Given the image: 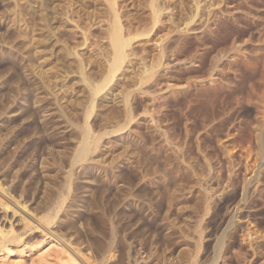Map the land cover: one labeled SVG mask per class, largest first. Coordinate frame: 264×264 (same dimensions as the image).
Returning a JSON list of instances; mask_svg holds the SVG:
<instances>
[{"label": "rangeland", "instance_id": "1", "mask_svg": "<svg viewBox=\"0 0 264 264\" xmlns=\"http://www.w3.org/2000/svg\"><path fill=\"white\" fill-rule=\"evenodd\" d=\"M112 1V3H111ZM166 0H0V38L1 40L5 37H7V35H12L14 38L15 36H17V34H19V38L18 39H21L23 40V46L28 49V51L30 52V57H32L31 59V64L28 68H29V71H28V80L30 82L29 85H32L33 83L36 82V84L34 86H39L36 90L32 91L31 93H33L31 95V93H29L28 95V100H30V102H32L33 98H34V93L35 92H38L39 91V88H40V85H37V84H41V88L44 90L42 91V89L40 88V91L41 92L40 94H42V96L45 95V93L48 91V94L46 93V95L40 100L42 102H39L38 103H41V105L44 107V109L42 108V111L41 113L43 114L44 112L46 114H48V111H50L49 115L51 116L52 114V118H50L49 116V120L46 121L49 122V124L47 123L46 125H55V126H52L51 130L46 128V125H45V133H41L39 138L41 136L40 139H41V142L38 139L35 138V131L38 129L37 125L39 123V119H37V115L34 114L32 116L33 119H34V125L33 123L31 125H27V121L25 120L24 122H22L24 119H22L23 115L21 116L20 114H18L17 116V113L18 110L16 108H18L19 106L17 104L20 105L19 101H20V92L17 88V86H14V82L15 84L17 85V83L19 82H16L18 81L17 80V73H21L19 72L20 70H18L19 68L15 67L14 66H11V64L9 63V61H7V59H2L0 58V75H3V73L5 72H2V71H6L5 68H7V72L4 74V76L8 79L6 81V78L4 79V85L1 84L0 86H2L0 88V91H3L5 89V93L3 91V94H1L2 92H0V96L2 98V95H3V102H2V99H0V104L1 103H4L6 102L7 104V108L10 110L11 109V114H10V117L12 118H8L5 119V118H2L1 120H7L5 123H6V126L7 127H10V128H7V131H9L10 135L14 138L13 141L14 142H21L23 143L22 146H21V143H20V147L24 148L26 146V149H25V152H28V150L31 148L32 151L30 150V152L28 153H31V154H27L29 156V158H27V161L29 160L30 162L28 163L26 161V171H29V166H30V163H31V166L33 164L34 167L36 169H39L38 168V163L39 161L43 158L46 161V164L49 165V168L47 166V169L48 171L53 173L52 175H55L54 179H55V182L57 185H59L58 183H60V185H62L63 180H65V177H63L65 174H66V170L68 169V164H67V159L68 157L70 156V153L72 152L73 148L74 147V143L75 141H77L79 139V132L78 130L75 128L76 127V124L78 122V119H79V122L78 124L81 125L82 122H85L86 120L89 122V123H92V121H94L96 119V115L97 113L102 109V106L101 107H98V102H102L103 103V99L101 98L103 94H106L110 91H112L113 89L116 91H119V89L121 88L118 87V86H115V85H112V81L110 84H108L105 88L106 89H102L101 94L99 93L97 96H96V100H95V104H94V107H93V110H91L92 108L90 107V102H88L90 99H89V83L88 81H84L82 78L84 77V73H85V70L89 69L92 71L93 75V78H89L88 80L92 81V82H97V80L99 79L100 80V76H99V72L101 71L100 68L103 67V62H105V59L107 58V54L108 53V50H109V32H110V26L111 24H113L112 22H114V19L115 17H117L119 19V25H120V30L122 31L123 34H126L125 36L128 37L127 38H130L129 36H131V39L132 40L131 42L135 43L137 42V46H141L140 44H142L143 42H145V48L147 49H143L144 52H142V49L141 51L139 52V55H142L139 56V58L141 57L140 61H142V65L144 68H146V70L144 71L143 69L140 68V65L138 68L137 65L135 66V69L132 71V69L127 72L126 75L130 76V75H133L136 77V80L131 83L130 85L132 86H129L127 87L126 91H129L130 89H135L136 90H141L140 92H138L137 90V98L135 100V98L133 100L130 101V110L132 112V114H134V119L133 120H137V119H146L147 122L146 124L147 125H153L155 126L154 128L156 129H152L154 130L151 131L150 133L147 131V129H145L144 127V130H143V126H140L136 129H138V131H146V134L143 133H138L137 130H135V127L134 125H129L125 130H121L123 131L122 134L121 131L119 133L116 134V132H114L112 135L110 134H105L107 136L106 137H103L105 136L103 134L102 136V140H101V144H100V151L99 154L97 155V157H100L98 158L100 162L103 163V165H106L108 167H113L114 170H118L116 171V173L119 174L122 176V175H125V176H122L123 178H120L121 176L120 175H117V176H114L112 175L111 171H109L108 173L106 172V176L110 181H112V183H114V187H110V190L107 189L106 192H102V194L104 195L105 198H103V200H105L104 202H102L104 205L107 206V209L106 207L103 205L102 208H100V205H98L99 207L98 208H94V210H92V213L88 212V214L84 215V216H89V222L90 224H88L87 226V232H86V228L85 229H81V231L78 235V240L80 242H83L82 244H84L85 242L90 244L92 242H94L96 240V238H106V236L108 235V232L110 231V226H113L115 227V231H116V235L117 237H119L118 239V242H117V245H116V250H115V255L116 257H113L111 260L108 261L109 264H125V262L127 260H129L130 262H134L135 259H137L136 257L138 256V254L140 253V244L145 241H147V238H148V241L150 240L153 244V251H157V259L156 257H153L151 258L152 260H150V264H163L161 260V258H163V256L165 255V257H167L168 261L171 262V264H178V262H183V263H179V264H188L190 261L192 260H196L198 261L199 264H236V262L239 261L240 264H243L244 263V260L246 261L244 264H249V260L247 255H248V252L245 251H242L244 250V248L240 251V249L236 248L235 247V250H234V247L232 246H228V248L226 247L223 251L225 252L224 253V257H227L229 260L227 261V258H222L221 256L218 257V255L215 253V244H214V241L215 239L220 235V232L222 231V228H223V224H225L227 222V224H229V226L231 228H235V230H237V233H239L242 229L244 230V232H249V233H258V235L261 236L264 235L263 232V229L262 227L264 226V207L262 206H259L260 208H258L257 210H253L251 208V204H250V196L249 194L247 193L246 195V198H249V199H246V201H244V199H240V190H241V184H236L234 185L233 182L231 181H227V178L226 180L223 178L222 180V184L220 183V186L222 185V187H224V189H221V190H218L217 189V186L216 184H212V183H209L205 178L204 179H198V177H201V174L200 172L202 171V165L197 162H195L197 160V157L199 155V152L198 151V148L197 147V142H196V134L201 132L200 130V127H202L201 124V119H204L203 117L204 116H208L206 115L207 114V110L205 109H209L211 106V114H216L217 111H219V107L221 108L222 106V102H224L226 104V106L224 105L223 103V106L225 107H222L219 114L221 113V115L219 116V114H216L215 116L216 117V120L217 119H221L223 120L224 122L225 121H228V118L229 121L234 120V122H236L237 124H239L240 122V126L242 127V125L244 126V129L241 130L242 134L241 135V132L240 134L234 132V131H231V134L232 132H234L232 136L229 135V139H231V137L233 138L232 139V143L230 141L229 144L226 145L225 149L226 151H230L228 152V154L230 155H237L236 152L238 153V158H241L243 161H241V159H239L241 162L243 163H246V167L245 170L246 172H248V170L251 172L253 169H256L258 168V164H259V160L258 158L255 156V154L250 151L249 148H247L248 144H244V143H247V142H241L243 143V145H241V143H239V140H237L239 137L238 135H241V137H246L247 138V133L248 131L250 130L251 126H252V123H254L252 121L251 123V120H254L253 118L255 116H261V114L264 113V110L263 109H260V108H264L263 106H261L259 103L256 102V99L253 98L255 96H252L254 94H263L264 93V89H262L264 87V85H261L260 83V80H259V76H258V66L259 64H256L257 65V68L256 70L254 71H248L246 70V73L244 70H243V73L241 74L239 72V76L242 77L240 78L238 75L236 77H238V81L242 80V82H238L237 79L231 81V79H234L236 77H234V75H232L231 73V67H233V63L235 64L238 60V57L239 55L243 54V52L246 54H253L254 52H259V53H262L264 54V0H221V2L219 0H213V2H211L212 0H173L174 4H172L170 7L167 6L168 2ZM183 1V2H182ZM201 1V2H200ZM205 1V2H204ZM210 1V2H208ZM225 1V3L223 2ZM11 2V3H10ZM17 2V3H16ZM49 2V3H48ZM154 2V3H153ZM194 2V3H193ZM244 2V3H242ZM254 2V3H253ZM263 2V3H262ZM9 3V4H8ZM26 3V4H25ZM37 3V4H36ZM115 3V4H113ZM160 7H165L167 6V8H165V13L162 14L160 16V22L158 23H154L151 22L153 21V16L150 18V14L152 13L151 9H153L152 7L155 6L156 4ZM180 3V4H179ZM181 3H182V6H181ZM193 3V4H192ZM206 3H208L207 5H209V3H212L210 4V6H207ZM5 4V5H4ZM17 6H15V5ZM113 4V6H112ZM152 4V5H151ZM176 4V5H175ZM188 4V5H187ZM215 4V5H214ZM221 4V5H220ZM237 4V5H236ZM29 5V6H28ZM38 5V6H37ZM110 5V6H109ZM187 5V6H186ZM36 6V7H35ZM44 6V7H43ZM112 6V7H111ZM178 6V7H177ZM180 6V7H179ZM191 6V7H190ZM11 7V8H10ZM189 7V8H188ZM200 7V9H199ZM205 7V8H203ZM210 7V8H209ZM246 7V8H245ZM13 8V9H12ZM112 8V9H111ZM178 8V9H177ZM180 8V9H179ZM196 8V9H195ZM203 8V9H202ZM216 8V9H215ZM219 8V9H218ZM238 8V9H237ZM39 9V10H38ZM171 9V10H170ZM184 9V10H183ZM191 9V10H190ZM257 9V10H256ZM151 10V11H150ZM173 10V11H172ZM178 10V11H177ZM200 10V11H199ZM226 10V11H225ZM17 11V12H15ZM37 11V12H36ZM115 11V12H114ZM119 11V12H118ZM209 11V12H208ZM244 11V12H243ZM11 12V13H10ZM27 12V13H26ZM31 12V13H30ZM151 12V13H150ZM168 14H167V13ZM171 12V14H170ZM174 12V13H173ZM179 14H177V13ZM191 12V13H190ZM195 12V13H194ZM206 12V13H205ZM215 12V13H214ZM263 12V13H262ZM14 13V14H13ZM20 13V14H19ZM22 13V14H21ZM117 13V14H116ZM150 13V14H148ZM184 13V14H182ZM225 13V14H224ZM230 14L232 17L231 18H228L227 22L229 23V25L227 24V22H225V24L228 26V28H226L227 26L223 23H221L222 25L219 27V29L217 30V32H215V34H211L209 36L206 35V36H198V32L201 30L202 26L204 25L203 22L205 23V20L207 21L208 18L212 15H214L215 17H219V18H226L227 14ZM10 14V15H9ZM16 14V15H15ZM25 14V16H24ZM40 14V15H39ZM112 14V15H111ZM114 14V15H113ZM173 14V15H172ZM178 16H177V15ZM181 14V16H180ZM186 14V15H185ZM193 14V15H192ZM196 14V15H195ZM252 14V15H251ZM3 15V16H2ZM13 15L14 18L12 17ZM166 15V16H165ZM203 15V16H202ZM209 15V16H208ZM234 15V17H233ZM11 16V18H10ZM18 16V17H17ZM20 16V17H19ZM114 16V17H113ZM171 18H169V17ZM178 18H177V17ZM180 16V18H179ZM183 16V17H182ZM185 16V17H184ZM189 18H188V17ZM223 16V17H222ZM25 17V18H24ZM176 17V18H174ZM236 17V18H235ZM17 18V19H16ZM19 18V19H18ZM167 18V19H166ZM206 18V19H205ZM257 18V19H256ZM13 19V20H12ZM16 19V20H15ZM32 19V20H31ZM182 19V20H181ZM184 19V20H183ZM187 19V20H186ZM191 19V20H190ZM237 19V21H236ZM15 20V21H14ZM21 20V21H20ZM25 20V21H24ZM109 20H112V21H109ZM117 21V19H115ZM181 20V21H180ZM199 20V21H198ZM235 20V22L233 21ZM240 20V22H239ZM17 21L18 23V26H17V23H15ZM23 21V22H22ZM137 21V22H136ZM169 21V22H168ZM178 21V22H177ZM185 21V22H184ZM242 21V22H241ZM30 24H29V23ZM149 22V23H148ZM176 22V23H175ZM182 22V23H181ZM233 22V24H232ZM237 22V24H235ZM11 23H15V25L11 26ZM26 23V24H25ZM135 23H137L135 25ZM164 23V24H163ZM174 23L175 25L177 26H174ZM186 23V24H185ZM107 24V25H106ZM132 24V25H131ZM142 24V26H151V30L150 32L148 31L147 33H145V35H138L137 32H135L134 30H136L138 27H141L140 25ZM151 24V25H150ZM159 24V25H158ZM162 24V25H161ZM193 24V25H192ZM202 24V25H201ZM31 25V26H30ZM154 27H153V26ZM234 25V26H233ZM10 26V28H8ZM41 26V27H40ZM126 26V27H125ZM157 26V27H156ZM167 26V28H165ZM174 27H177V28H173ZM187 28H186V27ZM212 27L214 26L213 24L211 25ZM224 26V28L222 27ZM226 26V27H225ZM112 27V26H111ZM131 27V28H130ZM197 27V28H196ZM110 28V29H109ZM135 28V29H133ZM153 28V30H152ZM186 28V29H185ZM191 28V30L189 29ZM221 28V29H220ZM233 28H235L233 30ZM257 28V29H256ZM18 29V30H17ZM127 29V30H125ZM162 29V30H161ZM178 29V30H177ZM179 29H181L179 31ZM184 33L186 34V43L185 45L181 48V51L179 54H175V49H176V46L175 44L173 45L172 42L169 40L170 37H173L174 34L175 36L178 34V33H182L183 31ZM195 29V30H194ZM223 29V30H222ZM108 30V31H107ZM161 30V31H160ZM239 30V31H238ZM133 31V32H130ZM139 31V30H138ZM170 31V32H169ZM179 31V32H178ZM182 31V32H181ZM8 32V34H7ZM17 32V33H16ZM20 32V33H19ZM24 32V33H23ZM226 32V33H225ZM12 33V34H11ZM108 33V34H107ZM172 33V34H171ZM258 33V34H257ZM24 34V35H23ZM130 34V35H129ZM148 34V35H147ZM197 34V35H196ZM232 34V35H231ZM107 37H105V36ZM158 35V36H157ZM173 35V36H171ZM234 35V36H233ZM5 36V37H4ZM10 36H8L10 38ZM22 36V37H20ZM132 36H136L137 38H133ZM143 36V37H142ZM221 36V37H219ZM230 36V37H229ZM240 36V37H239ZM7 37V38H8ZM201 37V38H200ZM220 39H219V38ZM227 37V38H226ZM232 37V38H231ZM7 39V40H10V39ZM198 38V39H197ZM214 38V39H213ZM218 38V39H217ZM226 40H225V39ZM148 39V40H147ZM153 39V40H152ZM158 39V40H157ZM230 39V40H229ZM108 40V41H107ZM192 40V41H191ZM197 40V42H196ZM237 40V41H236ZM135 41V42H134ZM140 41V42H139ZM164 42L165 44H169L170 46H168V49L165 48L167 47L166 45H162V42ZM200 41V42H199ZM224 41V42H223ZM226 41V42H225ZM230 41V42H229ZM239 41V42H238ZM243 41V42H242ZM9 42V41H8ZM153 42V43H152ZM217 42V43H216ZM236 44H234V43ZM106 43V44H104ZM229 43V44H228ZM231 43V44H230ZM99 44V45H98ZM161 45V47H160ZM172 45V47H171ZM192 45V46H191ZM197 45V46H196ZM214 47H213V46ZM217 45V46H216ZM231 45L234 47L231 49ZM237 45V46H236ZM4 46H7V45H4ZM164 46V47H163ZM236 46V47H235ZM94 47V49H93ZM174 47V48H173ZM195 47V48H194ZM205 47V48H204ZM213 47V48H212ZM216 47V48H215ZM246 47V48H245ZM250 47V48H249ZM260 47V48H259ZM107 48V49H106ZM161 50H160V49ZM173 48V49H172ZM220 48V49H219ZM229 48V49H227ZM238 48V49H236ZM101 49V50H100ZM107 52H106V50ZM163 49V50H162ZM171 49V50H170ZM262 49V50H261ZM15 50V51H14ZM17 50H21V48H18ZM16 50V47L12 49V52L14 51V53L16 54L17 58L19 57V60H22V63L24 62L22 59V56H18L20 55V53H22V51H17ZM151 50V51H150ZM159 50V51H158ZM194 50V51H193ZM220 50V51H219ZM223 50H225L223 52ZM234 50V51H233ZM247 50V51H246ZM250 50V51H249ZM102 51V52H101ZM104 51V52H103ZM161 51V52H160ZM187 51V52H185ZM190 53H189V52ZM197 51V52H196ZM227 51V52H226ZM17 52V53H16ZM169 52V53H168ZM171 52V53H170ZM217 52V53H216ZM226 52V53H225ZM235 52V54H234ZM242 52V53H240ZM148 56H147V54ZM155 53L156 54V57H155ZM202 53V54H201ZM215 53V54H214ZM221 53V55L219 54ZM240 53V54H239ZM34 54V55H33ZM153 54V55H152ZM163 54V55H162ZM214 54V55H213ZM223 54H227V55H223ZM238 55V56H235V55ZM255 54V53H254ZM89 55V58L87 59L86 57H88ZM105 55V56H104ZM188 55V56H187ZM193 55V56H192ZM217 55V56H216ZM168 56V57H167ZM187 57H193V61L195 63V65L193 66V62L190 64L191 66H189L190 69H188V71H185L184 68L182 67H178L179 65H169L171 66L168 67V70L166 72V70L164 72L162 71H159L157 72V68L158 67L157 65V61L154 62V60H150V59H153L154 57L155 58H161V59H168V60H174L176 57H177V60L178 59H185ZM209 56V57H208ZM234 56L236 57V60L233 59ZM106 57V58H105ZM147 57V58H146ZM153 57V58H151ZM185 57V58H184ZM199 59H198V58ZM214 57V58H213ZM21 58V59H20ZM87 59L86 61L83 60V59ZM93 58L92 60H89ZM138 58V57H137ZM159 58V59H160ZM172 58V59H171ZM196 58V59H195ZM204 58V59H202ZM148 59V60H147ZM212 59V60H211ZM79 60V61H78ZM150 60V61H149ZM180 60L178 62H180ZM197 60V61H196ZM219 60V61H218ZM234 60V61H233ZM37 61V62H36ZM86 63H85V62ZM147 61V62H146ZM199 61V63H198ZM211 61V62H210ZM215 61V62H214ZM232 61V64L230 65ZM94 62V63H92ZM102 62V64H101ZM197 62V63H196ZM212 63L210 65V63ZM230 62V63H229ZM34 63V64H33ZM81 63V65H80ZM92 63V64H91ZM147 63V64H146ZM217 64V67L219 68L222 64L224 68L223 71L224 73H226V78H228V81L230 79L231 82H228L227 79L224 77V81L226 80L227 83L231 84V91L234 89H237V91L233 92L230 94V88H229V92H228V88H225L227 90V94H226V91L225 89L222 90L220 93H225V95H232L230 97H232L230 99V97L225 98V95L223 93V96L218 93L219 95L221 96H217L215 95V97L217 99H215V97H213L215 100H217L215 102V100L213 99L212 101V98L210 100V97L207 98V97H203V100H198V101H205L204 99H208L210 102H209V107L207 106L208 104V100L205 102L204 105H202V102H199L197 103L194 99V97H190L193 96L192 94L190 95H185L186 97H188L189 99H187L185 96H182V97H179V98H186L187 100H190L192 99V101H194L192 103V101L190 100V102L188 101H185V99H181L183 100L186 104L183 108V104H181L182 101H177V102H173V101H170L169 99H167L166 97H168L169 93H170V90H172V88L169 90L170 86L174 87L175 86V89L176 87H181L182 85L185 84V82H187V79L188 81L189 80H196V81H199L201 80L202 78L204 79V77H206L207 73H208V70L210 71L211 68H213L212 66ZM86 66H85V65ZM91 64V65H90ZM102 66H101V65ZM150 66H149V65ZM156 64V65H155ZM178 64V63H177ZM197 64V65H196ZM208 64V66H207ZM78 65V66H77ZM89 67H88V66ZM147 65V66H146ZM219 65V66H218ZM226 67H225V66ZM9 66V67H8ZM24 66V64H23ZM42 66V67H41ZM84 66V68H82ZM95 66V67H94ZM100 66V68H99ZM211 66L209 69L207 67ZM229 66V69H227ZM99 69H98V68ZM195 67V68H193ZM27 68V67H26ZM93 68V69H92ZM170 68V70H169ZM173 68V70L171 71V69ZM207 70L206 72L204 71L205 69ZM226 68V69H225ZM4 69V70H3ZM17 69V70H16ZM36 69V70H35ZM38 69V70H37ZM97 69H98V72H97ZM141 69V70H140ZM152 69V71H151ZM175 69V70H174ZM181 69V71H180ZM259 69H260V66H259ZM33 70V71H32ZM96 70V71H95ZM100 70V71H99ZM184 70V71H183ZM194 70V71H192ZM11 71V72H10ZM38 71L40 74H38ZM42 71V72H41ZM98 74H95L94 72ZM135 71H137V74L140 73V74H135ZM151 71V72H150ZM178 71V72H176ZM190 71V72H189ZM192 71V72H191ZM199 71V72H197ZM204 71V72H203ZM15 72V74H14ZM31 72V73H30ZM150 72V73H149ZM157 74H156V73ZM171 72V73H170ZM182 72V73H181ZM228 72V73H227ZM242 72V71H241ZM251 72V73H250ZM11 73V74H10ZM29 73L31 76H29ZM45 73V74H44ZM144 73V74H143ZM150 76H149V74ZM165 73V74H163ZM181 73V74H180ZM186 73V74H185ZM192 73V74H191ZM205 73V74H203ZM257 73V74H256ZM91 74V73H90ZM147 74V75H146ZM152 74V75H151ZM199 74V75H198ZM243 76H241V75ZM246 74V75H245ZM251 74V75H250ZM253 74V75H252ZM15 78H14V76ZM17 75V76H16ZM35 75H39L38 78L37 76ZM97 77H96V76ZM168 75V76H167ZM229 75V76H228ZM8 76H11L10 78ZM46 76V77H44ZM53 76V77H52ZM145 78H144V77ZM148 76V77H147ZM154 76V77H153ZM158 76V78H157ZM228 76V77H227ZM232 76V77H231ZM258 76V77H257ZM13 77V78H12ZM141 77V78H140ZM151 77V78H150ZM160 77V78H159ZM168 77V78H167ZM12 78V79H11ZM48 78V80L46 79ZM97 78V79H96ZM139 78V79H138ZM157 78V79H155ZM190 78V79H189ZM192 78V79H191ZM36 79V80H35ZM39 80V83L38 80ZM44 79V80H43ZM52 81H51V80ZM96 79V80H95ZM142 79V80H141ZM146 79V80H145ZM154 79V80H153ZM180 79V80H179ZM186 79V80H185ZM198 79V80H197ZM11 83H10V81ZM33 80H35L34 82H32ZM45 80H47V85L45 83ZM50 80V82H49ZM54 80V81H53ZM57 82H56V81ZM253 80V81H252ZM40 81H42L40 83ZM255 81V82H254ZM49 82V83H48ZM140 82V83H139ZM153 82V83H152ZM9 83V84H8ZM138 83V84H137ZM167 83V84H166ZM238 84L237 88L235 87L236 85L235 84ZM240 83V85H239ZM258 86L257 90L255 89L256 87L254 86ZM257 83V84H256ZM6 84H7V91H6ZM53 84V85H52ZM137 84V85H136ZM243 84V85H242ZM247 84V85H246ZM10 85V86H8ZM13 85V86H12ZM57 85V86H55ZM110 85L113 87H110ZM141 85V86H140ZM144 87H143V86ZM151 85V86H150ZM156 85V86H155ZM252 85V87H251ZM139 86V87H137ZM149 86V87H148ZM241 86V87H240ZM248 86V87H247ZM259 86H263L261 88H259ZM5 87V88H4ZM9 87H11L10 90ZM13 87H16L13 88ZM118 87V88H117ZM132 87V88H131ZM134 87V88H133ZM142 87V88H140ZM158 87V88H157ZM234 87V88H233ZM242 87L244 88L242 90ZM246 87V88H245ZM254 87V88H253ZM86 88V89H85ZM130 88V89H128ZM147 88V89H146ZM159 89V91L157 92L156 90ZM14 89V90H13ZM47 89V90H46ZM61 89V90H60ZM84 89V91H83ZM162 89V90H160ZM174 89V88H173ZM261 89V90H260ZM17 92H16V91ZM46 90V91H45ZM109 90V91H108ZM113 90V93H115ZM123 90V89H122ZM120 89V91H122ZM148 90V91H147ZM154 90V91H153ZM239 90V91H238ZM260 90V91H259ZM263 90V92H262ZM105 91V92H104ZM144 91V92H143ZM156 91V92H155ZM161 91V92H160ZM165 91V92H164ZM249 91V92H248ZM9 92V93H8ZM38 92V93H39ZM62 92V93H61ZM261 92V93H259ZM18 93V94H17ZM122 94V92H120ZM238 95H237V94ZM246 93V94H245ZM6 94V95H4ZM17 94V95H16ZM36 94V93H35ZM57 94V95H55ZM84 94V95H83ZM164 94V95H162ZM242 94V95H241ZM248 94H252L251 96L248 97ZM16 95V96H15ZM50 95V96H49ZM88 95V96H87ZM109 95V93H108ZM107 95V97L109 98V96ZM162 97H161V96ZM244 95H247L245 96L246 98L244 99V97L241 98V96H244ZM9 96V97H8ZM14 96V97H12ZM53 98H52V97ZM101 96V97H100ZM146 96V97H144ZM155 96V97H154ZM160 96V97H159ZM165 96V97H163ZM12 97V98H11ZM17 97V98H16ZM57 97V98H56ZM63 97V98H62ZM80 99H79V98ZM149 97H153L152 99ZM201 97V96H200ZM201 97V98H202ZM224 97V98H223ZM240 97V98H239ZM5 98H8L9 100L5 99ZM31 98V99H29ZM45 98H48V99H45ZM54 98H56L54 100ZM61 98V99H60ZM154 98L157 100H154ZM163 98V99H162ZM252 98V99H250ZM10 99L12 100V102L10 101ZM53 102H52V100ZM58 99V100H57ZM61 101H60V100ZM72 99V100H71ZM76 101H75V100ZM100 99V100H99ZM147 99V101H146ZM164 99H167L165 100L166 103H163L165 102ZM220 99V100H219ZM241 99L245 100V104L243 105L242 102L241 104L239 103L241 101ZM249 99V101H247ZM15 100V101H14ZM68 102H67V101ZM71 100V101H70ZM152 100V101H151ZM160 100V101H159ZM180 100V99H178ZM224 100V101H223ZM229 100V101H228ZM235 100V101H234ZM239 100V101H237ZM243 100V101H244ZM7 101L9 103H7ZM18 101V102H17ZM46 101V102H45ZM60 104H59V102ZM65 101V102H64ZM75 101V102H74ZM82 101V102H81ZM84 101V102H83ZM135 101V102H133ZM170 101V102H168ZM212 101V103H211ZM222 101V102H221ZM226 101V102H225ZM55 102H58L57 103V106L55 105L56 103ZM72 102V104H71ZM79 104H78V103ZM100 102V103H101ZM141 102V104H140ZM160 102V104H159ZM174 104H178V105H172V103ZM220 102V103H219ZM228 102L232 104V106L228 107ZM238 102V104L236 103ZM17 103V104H15ZM54 108H58L59 106H61V110L64 108L65 110H62L61 112H56L55 110L56 109H53L54 110V113L51 109L52 105ZM55 103V104H53ZM66 103H69L67 106L65 105ZM74 103V106L72 107ZM97 103V105H96ZM134 103V104H133ZM157 103V104H156ZM168 103V104H167ZM170 103V104H169ZM198 104V106H203V107H199L198 106H194L193 105V109H192V104ZM204 103V102H203ZM207 103V104H206ZM219 106H218V104ZM247 103V105H246ZM45 104V105H43ZM47 104V105H46ZM132 104V106H131ZM154 104V105H153ZM165 104V106L163 105ZM196 104V105H197ZM212 104V105H211ZM216 104V105H215ZM230 104V105H231ZM235 104V105H234ZM239 105V107L237 105ZM252 104V105H251ZM2 105V104H1ZM0 105V106H1ZM17 105V107H16ZM38 105V104H36ZM59 105V106H58ZM70 105V106H69ZM89 106L90 110L88 107ZM161 107H160V106ZM163 105V107H162ZM171 107H170V106ZM214 105V106H213ZM10 106V107H9ZM14 106V107H12ZM56 106V107H55ZM100 106V104H99ZM136 106V107H135ZM154 108H153V107ZM167 106V107H166ZM177 106V107H175ZM182 106V108L180 107ZM191 106V110L189 109V107ZM207 108H206V107ZM217 106V109L216 107ZM241 106V107H240ZM31 107V105H30ZM63 107V108H62ZM66 107V108H65ZM70 107V109H69ZM72 107V108H71ZM157 107V108H156ZM174 107V108H173ZM197 107V111H195L194 108ZM215 107V108H214ZM227 107H228V111H227ZM256 107V108H254ZM260 107V108H259ZM13 108V109H12ZM78 108V109H76ZM85 108V109H84ZM153 108V110H151ZM164 108V109H163ZM202 108H203V111H202ZM233 108V109H232ZM238 109V110H235ZM253 108V109H252ZM7 109V110H8ZM15 109V110H14ZM156 109V110H155ZM161 110L160 112L158 111ZM172 109V110H170ZM210 109H209V112H210ZM216 109V110H215ZM223 109V110H222ZM257 109V110H256ZM14 110V111H13ZM32 109L30 108V111ZM44 110V111H43ZM59 110V109H57ZM76 110V111H75ZM89 111V112H86V111ZM164 110V111H163ZM189 111L190 113H187V111ZM226 110V111H224ZM232 110V111H231ZM249 110V111H248ZM254 110L256 111V113L254 112ZM13 111V112H12ZM15 111H17V113H15ZM52 111V112H51ZM66 111V112H65ZM68 111V112H67ZM93 111V112H92ZM204 111H206L205 113H203ZM231 111V112H230ZM65 112V113H64ZM79 113V114H74V113ZM165 112V114H164ZM186 112V113H185ZM197 112V113H196ZM202 112V113H201ZM208 112V113H209ZM214 112V113H213ZM233 112V113H232ZM156 113H160V115L158 116V114ZM163 113V114H162ZM171 113V114H170ZM185 113V114H184ZM223 113V114H222ZM226 113V115H225ZM255 113V114H254ZM14 114H15V117H14ZM57 116V117H54V115ZM84 114V115H83ZM89 116H88V115ZM150 114V115H149ZM162 114V116H161ZM187 114H190V116H192L193 114V117L191 119H189V115L187 116ZM200 114H203V115H200ZM232 116H231V115ZM257 114V115H256ZM12 115V116H11ZM45 115V114H44ZM59 115V117H58ZM71 115V118L70 116ZM74 115V116H73ZM75 115H80L79 117H75ZM164 115V116H163ZM167 115V116H166ZM184 115V116H183ZM186 115V116H185ZM196 115V116H195ZM224 115V116H223ZM254 115V117H253ZM63 116V117H62ZM73 116V117H72ZM85 118H84V117ZM88 116V117H87ZM150 116V117H149ZM154 118H153V117ZM201 116V118H200ZM223 116V117H222ZM226 116H229V117H226ZM18 117H21V118H18ZM67 117V118H66ZM138 117V118H137ZM141 117V118H139ZM157 117V118H156ZM172 117V118H171ZM199 117V118H198ZM225 117V119H224ZM54 118H57V119H54ZM60 118V119H58ZM64 118V119H63ZM66 118V119H65ZM69 118V120H68ZM88 118V119H86ZM156 118V119H155ZM159 118V119H158ZM166 118V119H165ZM182 118V119H181ZM188 118V119H187ZM194 118V119H193ZM227 118V120H226ZM22 119V120H20ZM53 119V120H51ZM152 119V120H151ZM156 122H155V120ZM162 121L160 122L159 120ZM178 119V120H177ZM194 121H193V120ZM47 120V119H46ZM74 120V121H73ZM85 120V121H83ZM158 120V121H157ZM164 120V121H163ZM189 120V121H188ZM248 120V121H247ZM11 121V122H10ZM61 123H60V122ZM63 121V122H62ZM148 121H150L148 123ZM185 121L188 123H185ZM250 121V122H249ZM21 122V123H20ZM66 122V123H64ZM76 122L75 125H72L71 123H74ZM155 122V123H154ZM158 122V123H157ZM166 123V126H165V123ZM173 122V123H172ZM196 122H199V123H196L197 125L195 126L194 123ZM25 125H24V124ZM62 123L64 125H62ZM180 123V124H179ZM184 123V124H183ZM189 123H192V124H189ZM251 125L249 126L248 124ZM8 124V125H7ZM10 124V125H9ZM15 124V125H14ZM18 124V125H17ZM66 124V125H65ZM159 124V125H158ZM164 124V125H163ZM167 124H170L167 126ZM185 124H187L188 126V137H187V141L185 140V136L183 135V131L181 130V127L183 129V126L181 125H184L185 127ZM201 126H199V125ZM226 124V123H225ZM224 124V125H225ZM11 125H13V127H11ZM20 125V126H19ZM27 125V126H26ZM36 125V126H35ZM40 125V124H39ZM58 128H57V126ZM71 125V126H70ZM157 125V126H156ZM175 125V126H174ZM223 125V126H224ZM28 126H31V128ZM33 126V128H32ZM35 126V128H34ZM63 126H66V127H63ZM70 126V127H69ZM131 126V128H130ZM152 126V127H153ZM161 128H160V127ZM163 126V128H162ZM165 126V127H164ZM170 126V128H169ZM174 126V127H173ZM178 126V127H177ZM195 126V127H194ZM199 128H198V127ZM222 126V128H224ZM250 127L249 129L247 127ZM17 127V129H16ZM22 127V128H21ZM54 127V129H53ZM191 127V128H190ZM193 127V128H192ZM71 128V129H70ZM165 128V130H164ZM168 128V129H167ZM199 130H198V129ZM220 126L218 128V131L221 132V133H218V134H222V135H217V127H216V130H213V133L211 135L214 136V134H216L217 136H220L222 138L223 134L225 133L223 130H225V128L222 130H220ZM16 129V130H15ZM21 129V130H20ZM24 129V130H23ZM31 131H30V130ZM49 130V133H48V130ZM53 129V131H52ZM65 129V130H64ZM72 129H76L75 132L77 131L78 135H76V133H74V131ZM140 129V130H139ZM161 129H163V131H161ZM190 129V130H189ZM248 129V131H247ZM29 132H28V131ZM32 130H34L32 132ZM68 130V131H67ZM179 130V131H178ZM192 130V131H191ZM51 131H52V134H51ZM58 131V132H57ZM72 131V133H70ZM127 131V132H126ZM172 131V132H171ZM191 131V132H190ZM196 131V133H195ZM25 132V134H24ZM27 132V133H26ZM32 132V133H31ZM55 132V133H54ZM69 132V133H68ZM130 132V134H129ZM148 132V133H147ZM153 132V134H152ZM157 132V135L159 133V135H166L169 137V139L172 141V142H175V144L181 148H177V150L180 149V152L182 153L181 154V159L185 160L184 163L188 162V164H192V166L194 167V173L195 174H190V175H186L184 173H181V175H178L179 179L181 180V184L180 185V189H182V193H183V201L181 199H177L175 200L176 202L177 201H180V202H175V203H172V207L170 206L169 209L168 207L166 206L167 203H165V199H162L161 202L160 201H157L156 200V197L154 198L155 194L154 192L152 191L151 188H153L154 190V187H155V174L152 171H149V167L151 166H155V158H154V155H153V146H154V143H156L157 141H159V135L156 136L154 133ZM160 132H164L163 134H160ZM179 132V133H178ZM224 132V133H223ZM13 133V134H12ZM22 133V134H21ZM60 133V134H59ZM170 133V134H169ZM176 135V138L175 135ZM194 133V136H192ZM236 133V134H235ZM18 136H17V135ZM47 134V135H46ZM51 135V139L49 138V136ZM54 134V135H53ZM57 134V135H56ZM71 134V135H70ZM72 134H74V138L72 137ZM128 134V135H126ZM132 134V135H131ZM143 134V135H141ZM150 134V135H149ZM180 134V135H179ZM181 134L183 136H181ZM238 134V135H237ZM15 135H16V138H15ZM23 137H22V136ZM113 135L114 138H113ZM119 135H122L124 136L125 135V139L123 137L122 138H119L118 136ZM190 135V136H189ZM237 135V136H236ZM20 136V137H19ZM28 136V137H27ZM46 136H48V139ZM109 136V137H108ZM128 136V137H126ZM130 136V137H129ZM150 136H153V137H150ZM192 136V137H191ZM24 139H22V138ZM26 137V139H25ZM34 139H33V138ZM76 137V138H75ZM118 139H117V138ZM132 137V138H131ZM135 139H134V138ZM138 139H137V138ZM147 137H150V138H147ZM171 137V138H170ZM183 137V138H182ZM234 137H237L234 139ZM19 140H18V139ZM32 140H31V139ZM59 138V139H58ZM68 138V139H67ZM112 138V139H110ZM130 138V140H129ZM144 138V139H143ZM147 138V139H146ZM157 138V139H156ZM246 138H242L243 140L246 139ZM17 139V141L15 140ZM57 139V141H56ZM72 139V140H70ZM105 139V140H104ZM115 139V140H114ZM121 139H122V142H121ZM154 139V140H153ZM24 140V141H23ZM31 140V141H30ZM34 140V141H33ZM37 140V141H36ZM126 140V141H124ZM139 141L138 142V146H134V143L135 142ZM180 140V141H179ZM50 143H49V142ZM114 141H116L117 143H113ZM130 141V142H129ZM134 141V142H133ZM234 141L237 142V145L234 144ZM28 142V143H27ZM35 142V143H34ZM46 144H45V143ZM56 142V143H55ZM107 142V143H105ZM121 142V143H120ZM146 142V144H145ZM180 142V143H179ZM196 142V144H195ZM33 143V144H32ZM39 143V144H38ZM59 143V144H58ZM105 143V144H104ZM109 143V144H108ZM142 143H143V146H142ZM190 143V144H188ZM25 144V145H24ZM56 144V145H54ZM113 144V145H112ZM129 144V145H128ZM140 144V145H139ZM149 144V145H148ZM232 144V145H231ZM18 145V144H17ZM43 145V147H42ZM71 145V147H70ZM104 145H106L104 147ZM108 145V147H107ZM137 145V144H136ZM153 145V146H152ZM175 145V146H176ZM190 147H189V146ZM236 145V146H235ZM31 146H34V149L31 147ZM60 146V147H59ZM65 146V147H64ZM124 146V147H123ZM134 146V147H132ZM142 146V149L146 151H143L141 149ZM247 146V147H246ZM29 147V148H28ZM48 147H49V150H48ZM145 147V148H143ZM228 147V148H227ZM22 148V149H23ZM28 148V149H27ZM105 148H108V149H105V151L103 149ZM138 151H137V149ZM56 149V150H55ZM58 149V150H57ZM62 149V150H61ZM67 149H70V150H67ZM132 149V150H131ZM228 149V150H227ZM241 151H240V150ZM27 150V151H26ZM35 150V151H34ZM37 150V151H36ZM111 150V151H110ZM134 150V151H133ZM152 150V152H151ZM192 150V151H191ZM234 150V151H233ZM247 150V151H246ZM57 152V153H54ZM70 151V152H69ZM103 151V152H102ZM128 151V152H127ZM131 151V152H130ZM142 151V152H141ZM195 151V152H194ZM249 151V152H248ZM24 153V155H26V153ZM35 152V153H34ZM41 154H40V153ZM50 152V153H48ZM54 154H53V153ZM108 152L109 155H108ZM144 152V153H143ZM193 152V153H192ZM243 152V153H242ZM102 153V154H101ZM103 153H107L106 155H103ZM132 153V154H131ZM146 154V159H147V164H141V162H136V160L139 158L137 157L138 154ZM184 153V154H183ZM190 153V154H189ZM198 153V155H197ZM233 153V154H232ZM235 153V154H234ZM36 154V155H34ZM53 156H52V155ZM64 154V155H63ZM66 154V155H65ZM193 154V155H192ZM250 154V155H248ZM23 155V156H24ZM26 155V156H27ZM33 155V156H32ZM42 155V158L40 157ZM48 155V156H47ZM51 159H50V156ZM103 155V156H102ZM130 155V156H129ZM242 155V156H241ZM22 156V157H23ZM26 156H24L23 158L26 160ZM108 156V157H107ZM133 156V157H131ZM135 156V157H134ZM139 156V155H138ZM185 156V157H184ZM240 156V157H239ZM21 157V158H22ZM37 157V158H35ZM57 157V158H56ZM60 159H59V158ZM103 157V158H102ZM107 157V158H106ZM114 157V158H113ZM137 157V159L134 161V159ZM194 157V158H192ZM208 157L210 156H206V158H204V160H211V159H208ZM251 157V159H250ZM255 157V158H254ZM66 158V159H65ZM105 158V159H104ZM150 158V159H149ZM189 158V160H188ZM211 158H213L212 160H214V157L212 156ZM244 158V159H243ZM36 160V163L34 162ZM53 159V160H52ZM55 159V160H54ZM63 160L65 159L64 163L66 162V164L63 163V161H59V160ZM103 159V160H102ZM107 159V160H106ZM129 159H132V160H129ZM154 159V160H153ZM44 160V161H45ZM52 160V161H51ZM106 161V164H105V161ZM110 160V161H109ZM139 160V159H138ZM137 160V161H138ZM150 160V162H149ZM188 160V161H187ZM195 160V161H193ZM24 161V160H23ZM31 161H33L34 163H32ZM48 161H51L50 163ZM58 161V162H57ZM128 161V162H127ZM134 163L132 164L131 163ZM134 161V162H133ZM245 161V162H244ZM25 162V161H24ZM109 164H108V163ZM117 162V163H116ZM62 163V164H61ZM116 163V164H115ZM130 163V166L132 167L133 166V169L130 168L129 164ZM138 163V164H137ZM149 163V164H148ZM197 163V164H195ZM242 163V164H243ZM256 163V164H255ZM58 164V165H57ZM114 164V166H113ZM140 167H138L137 165ZM141 164V165H140ZM174 164V163H173ZM176 164V163H175ZM252 164V165H250ZM60 165V166H59ZM63 165H65L63 167ZM117 167H116V166ZM122 167H121V166ZM128 165V166H126ZM148 166V167H145V166ZM59 166V167H58ZM125 166L128 168L125 169ZM137 168H135V167ZM144 166V167H143ZM199 166V167H198ZM245 166V164H244ZM249 166V167H248ZM33 167V166H32ZM63 167V168H62ZM115 167V168H114ZM34 168V169H35ZM54 168V169H53ZM58 168V170L56 169ZM60 168V169H59ZM62 168V169H61ZM66 168V169H65ZM142 168V169H141ZM144 168V169H143ZM153 167H151L150 169H152ZM198 168V169H197ZM248 168V169H247ZM65 169V170H64ZM141 174H139L136 170ZM148 169V170H147ZM55 170V171H54ZM124 170V171H123ZM133 172H131V171ZM135 170V171H134ZM147 171L145 174H144V171ZM217 170V169H215ZM54 171V172H53ZM123 171V172H122ZM128 171V172H127ZM199 173H198V172ZM55 172H59V174L57 173V175L55 174ZM65 172V173H64ZM154 174V175H151V173ZM64 173V174H63ZM94 173H97V171H91V173L87 174L86 177H87V182L89 181V183H92V184H96L95 183V180H93V177L96 178V175H97V178H96V181L97 179L101 178V176L105 177V172H104V175H103V171L99 172V174H95V176H93ZM101 173V174H100ZM110 173V174H109ZM126 173V174H125ZM137 173V175H136ZM150 175H149V174ZM30 173L28 172V175ZM128 174V175H127ZM132 174V175H131ZM175 174V172L173 173V175ZM180 174V173H179ZM184 174V175H183ZM200 174V175H199ZM263 174V173H262ZM27 175V173H26ZM110 175V177H109ZM141 177H140V176ZM143 175V176H142ZM144 175L146 177H144ZM89 176V177H88ZM99 176V177H98ZM114 176V177H113ZM191 176V178H190ZM263 176V175H262ZM261 176V177H262ZM24 177H27V176H24ZM59 177V179H58ZM62 177V179H60ZM92 177V178H91ZM117 177V178H116ZM139 177V178H137ZM144 177V178H143ZM154 177V178H153ZM181 177V178H180ZM264 177V176H263ZM263 177L261 178L262 180V183L264 182L263 181ZM85 178L84 176L80 177L78 181L76 182H80V181H86V178L85 180L83 179ZM91 178V179H90ZM116 178V179H115ZM120 178V179H119ZM133 184L131 183L132 181ZM134 178V179H133ZM138 180H137V179ZM196 178V179H195ZM27 179H30L29 180V183L30 181H32L34 179V176H28ZM80 179H83V180H80ZM112 179V180H111ZM128 179L131 181L129 182ZM151 179H154V180H151ZM187 179V180H186ZM193 179V180H192ZM114 180V182H113ZM125 180V181H124ZM136 180L138 182H136ZM145 180V181H144ZM149 180V181H148ZM204 180V181H203ZM35 181V180H34ZM144 181V182H143ZM148 181V182H146ZM152 182V183H149V182ZM188 181V182H187ZM203 181V182H202ZM223 181H225L223 183ZM200 182V184H199ZM209 184H208V183ZM32 183V182H31ZM117 183V184H116ZM126 183V184H125ZM135 183V184H134ZM143 185H142V184ZM172 183V182H171ZM231 183V184H230ZM129 184V186H128ZM145 184V186H144ZM148 184V185H147ZM187 184V185H186ZM229 186H228V185ZM236 187L239 185V187H233V185ZM264 184V183H263ZM133 185V186H132ZM142 187H141V186ZM154 185V187H153ZM199 185V186H198ZM32 186L33 188L37 186V184L35 183L34 185V182L32 183ZM115 186H116V189H118L117 191L115 190ZM148 186V187H147ZM150 186V187H149ZM211 186V187H210ZM227 186V188L225 189V187ZM187 187V188H186ZM233 187V188H232ZM98 188V187H96ZM114 188V190H113ZM139 188V189H137ZM149 188V189H148ZM207 188V189H206ZM220 188V187H219ZM125 189V190H124ZM204 189V190H203ZM212 189V190H210ZM232 189V190H231ZM234 189V190H233ZM236 189V191H235ZM99 189H96L95 192L98 193ZM128 190V191H127ZM161 191H163L162 189H160ZM214 190V191H213ZM216 190H218V192L216 193ZM229 190V191H228ZM80 191H83L82 188L80 189ZM138 191V192H137ZM151 191V193H150ZM205 191H209L208 193H216L213 195L215 197H217L216 199H218L217 201V204L213 203L211 200L208 199H205L204 196L202 195L203 192ZM238 192V193H234V192ZM93 195H95V197L98 196L97 193H95ZM111 192V193H110ZM114 192V193H113ZM117 194H116V193ZM222 192V193H221ZM233 192V193H232ZM100 193V191H99ZM122 193V194H121ZM124 193V194H123ZM127 193V194H126ZM227 193V194H226ZM114 194L116 195V197L114 196ZM120 196H119V195ZM188 194V195H187ZM223 194V195H222ZM225 194V195H224ZM239 194V195H238ZM109 195V199L107 198ZM222 195V196H221ZM111 196V198H110ZM113 196L115 198H113ZM226 196V197H225ZM239 196V197H238ZM248 196V197H247ZM121 198L118 199V198ZM191 197V199H190ZM220 197V198H219ZM223 197V198H221ZM239 198V199H238ZM113 199V200H111ZM185 199V200H184ZM215 199V201H216ZM221 199V200H219ZM108 200V201H106ZM114 200H117L116 202ZM119 200V202H118ZM187 200V201H186ZM194 200V202H193ZM202 202H200V201ZM149 201V202H148ZM239 201V202H238ZM241 201V202H240ZM243 201V203H242ZM105 202H109V204H111V206L109 207V204L108 203H105ZM112 202V203H111ZM114 202V203H113ZM163 202V203H162ZM206 202V203H205ZM212 202V203H211ZM237 202V205H235V203ZM247 202L249 203V205L247 204ZM119 203V204H118ZM179 203V204H178ZM193 203V204H192ZM211 203V204H210ZM108 204V205H107ZM117 205V206H114V205ZM123 204V205H122ZM125 204V205H124ZM178 204V205H177ZM222 204V205H221ZM240 206H239V205ZM245 204V205H244ZM181 205V206H180ZM201 205V206H200ZM206 205V206H205ZM221 205V206H220ZM243 205V206H242ZM115 208H114V207ZM178 206V207H177ZM190 206V207H189ZM212 206V208H210ZM220 206V207H219ZM237 206V207H236ZM246 206H250L249 208L246 207ZM113 207V208H112ZM181 207V208H179ZM205 207H206V210H205ZM108 208H112L111 211L108 210ZM123 208V209H122ZM126 208V209H125ZM251 208V209H250ZM179 209V211H178ZM104 210V211H103ZM107 210V211H106ZM236 210V211H235ZM109 211V212H108ZM169 211V212H168ZM177 211V212H176ZM263 211V212H262ZM107 212V213H106ZM221 212V213H220ZM93 213L95 215H97L96 213H98V216H95L93 215ZM117 215H115V214ZM119 213V215L117 214ZM131 213V214H130ZM240 213V214H239ZM248 213V214H246ZM1 214V213H0ZM130 214V215H129ZM246 214V215H245ZM2 215V214H1ZM0 215V216H1ZM95 216V217H94ZM99 216H102L104 217V219H106V222L104 219H101L104 220V222H100L98 221V219L100 220V217ZM108 216V217H107ZM124 216V217H123ZM126 216V217H125ZM197 216V217H196ZM218 216V217H216ZM130 219H129V218ZM190 217V218H189ZM192 217V218H191ZM203 217V218H202ZM224 217V219H223ZM255 217V218H254ZM98 218V219H96ZM173 218V219H172ZM213 218V219H212ZM236 218V219H235ZM113 219V220H112ZM122 219V220H121ZM229 219V220H228ZM115 220V221H114ZM118 222H117V221ZM159 220V221H158ZM176 220V221H175ZM201 220V221H200ZM204 220V221H203ZM215 220V221H214ZM226 220V221H224ZM237 220V221H236ZM254 220V221H253ZM95 221V222H94ZM97 221V222H96ZM149 221V222H148ZM171 221V222H170ZM188 221V222H187ZM233 221V222H232ZM257 221V222H256ZM135 222V223H134ZM168 222V223H167ZM234 222L236 224H234ZM255 222V223H254ZM95 223V224H94ZM100 223V224H99ZM102 223L104 224L102 226ZM113 223V224H112ZM116 223V224H115ZM133 223V224H132ZM159 223V224H157ZM184 223V225H183ZM217 223V224H216ZM129 224V225H128ZM131 224V225H130ZM181 224V225H180ZM187 224V225H186ZM97 225V227H96ZM106 225V226H105ZM110 225V226H109ZM128 225V226H127ZM170 225V226H169ZM203 226L201 227L200 229V226ZM213 225V226H212ZM239 225V226H238ZM101 226V227H100ZM156 226V227H155ZM182 226V227H181ZM190 226V227H189ZM199 228H198V227ZM211 226V227H210ZM233 226V227H232ZM237 226L240 228H237ZM104 227V228H103ZM128 227V228H127ZM155 227V228H154ZM167 227H169V230H167ZM95 228V229H94ZM106 228V229H105ZM170 228L172 229V231L170 230ZM188 230H187V229ZM220 228V229H219ZM109 229V230H108ZM164 229V230H163ZM176 229V230H175ZM257 229V230H255ZM91 230V231H89ZM167 230V231H166ZM178 230V233H176ZM185 230V231H183ZM242 230V231H243ZM94 231V232H93ZM102 231V232H101ZM138 233V236L136 234V232ZM139 231V232H138ZM256 231V232H255ZM101 232V233H100ZM168 232V233H167ZM170 232V233H169ZM172 232V234H171ZM187 232L189 234H187ZM191 232V233H190ZM217 232V233H216ZM261 232V233H260ZM88 233V234H86ZM160 233V234H159ZM176 233V234H175ZM185 233V234H184ZM106 234V235H105ZM121 234V235H120ZM168 234V235H166ZM170 234V235H169ZM191 234V235H190ZM200 234V235H199ZM93 235V236H92ZM103 235V236H102ZM133 235V236H132ZM137 237H136V236ZM147 235V236H146ZM149 235V236H148ZM152 235V236H151ZM166 235V236H165ZM190 235V236H189ZM199 235V236H198ZM141 236V237H139ZM147 238H146V237ZM157 236V237H156ZM179 238H178V237ZM184 236V237H182ZM193 236V237H192ZM202 236L200 239L199 237ZM205 236V237H204ZM121 237V238H120ZM163 237V238H162ZM196 237V238H194ZM264 237V236H263ZM36 241H40V234L39 233H32L31 234V242H35V239ZM102 238V239H103ZM146 238V239H144ZM151 238V239H150ZM183 238V239H182ZM88 239V240H87ZM93 239V241H91ZM128 239V240H127ZM144 239V240H143ZM160 239V240H159ZM166 239V240H165ZM187 239V240H186ZM85 240V241H84ZM90 240V241H89ZM153 240V241H152ZM78 241V242H79ZM143 241V242H142ZM162 241V242H161ZM170 243H169V242ZM185 241V242H184ZM189 241V243H188ZM200 241V242H199ZM33 242V243H34ZM177 242V243H176ZM183 242V243H182ZM192 242V244L190 245V243ZM36 243V242H35ZM85 243V244H86ZM156 243V246L155 244ZM159 244V245H158ZM181 244V246H180ZM194 244V245H193ZM209 244V245H207ZM126 245V246H125ZM169 249H168V247ZM184 245V246H183ZM186 245V246H185ZM179 246V247H178ZM189 246V247H188ZM81 247V246H79ZM155 247V248H154ZM123 248L127 251L126 254H123L124 253V250ZM158 250H157V249ZM91 249V248H90ZM83 250V252L85 253H88L89 256H92L91 258H94L96 257V253L98 252L97 250H94L93 248L91 250ZM137 251H136V250ZM156 249V250H155ZM198 249V250H197ZM228 249L230 250V253L231 255L229 256H226L228 255L227 253L229 252ZM233 249V251H232ZM191 250V251H190ZM210 250V251H209ZM226 250L228 252H226ZM246 250V248H245ZM122 251V253H121ZM118 252V253H117ZM159 252V253H158ZM161 252V253H160ZM232 252V253H231ZM233 252H234V256L233 255ZM239 252V253H238ZM90 253V254H89ZM122 255H121V254ZM192 253V255L190 254ZM238 253V255H237ZM98 254V253H97ZM226 254V255H225ZM241 254L242 256V259L239 258V255ZM245 257H243V255ZM172 255V256H171ZM215 255V256H214ZM237 255V256H235ZM31 255H28L25 257V263L26 264H29L31 261V257H29ZM127 256V257H126ZM160 256V257H159ZM170 256V257H169ZM232 256V258L230 257ZM240 256V257H241ZM159 257V258H158ZM234 257V258H233ZM239 258V260H237V258ZM30 258V259H29ZM116 258V259H115ZM182 258H184L182 260ZM194 258V259H193ZM231 258V259H230ZM48 259V260H47ZM46 261H45V264H56L57 261L55 262V259L53 260V257L51 258V256L49 258H47ZM119 259V260H118ZM209 259V260H208ZM213 259V260H212ZM240 259L242 260L241 263L240 262ZM244 259V260H243ZM133 260V261H131ZM157 260V261H156ZM179 260V261H177ZM226 260V261H225ZM48 261V262H47ZM159 261V262H158ZM50 262V263H49ZM116 262V263H115ZM158 262V263H157ZM162 262V263H161ZM225 262V263H223ZM231 262V263H230ZM237 263V264H239ZM42 264V263H41Z\"/></svg>", "mask_w": 264, "mask_h": 264}, {"label": "bare ground", "instance_id": "2", "mask_svg": "<svg viewBox=\"0 0 264 264\" xmlns=\"http://www.w3.org/2000/svg\"><path fill=\"white\" fill-rule=\"evenodd\" d=\"M8 1V0H7ZM42 1V0H41ZM46 1V0H45ZM115 1V0H114ZM153 1V0H152ZM167 2H168V4H167V6L168 7H170L172 4H174V2H173V0H166ZM165 1V2H166ZM190 1V0H189ZM207 1V0H206ZM220 2H221V0H219ZM253 1V0H252ZM14 2H15V0H14ZM183 2V1H182ZM201 2V1H200ZM205 2V1H204ZM208 2H210V1H208ZM211 2H213V0L211 1ZM224 3H225V1H223ZM11 3V2H10ZM17 3V2H16ZM49 3V2H48ZM111 3H112V1H111ZM154 3V2H153ZM194 3V2H193ZM192 3V4H193ZM222 3V2H221ZM242 3H244V2H242ZM254 3V2H253ZM263 3V2H262ZM9 4V3H8ZM26 4V3H25ZM37 4V3H36ZM113 4H115V3H113ZM113 4H112V6H113ZM156 4V3H155ZM180 4V3H179ZM208 3H206V5H207ZM210 4H212V3H209V5H207V6H210ZM5 5V4H4ZM15 5V4H14ZM152 5V4H151ZM159 5V4H158ZM157 4L155 5V6H153L152 8L153 9H151V10H153V11H151L150 13H148V14H150V18L153 16V18H151V19H153V21H151V22H153V24L154 23H158V22H160V19L162 18H160V16L162 15V14H164L165 13V8H167L168 9V7L167 6H165V7H160V6H158ZM170 5V6H169ZM176 5V4H175ZM188 5V4H187ZM186 5V6H187ZM215 5V4H214ZM221 5V4H220ZM237 5V4H236ZM15 6H17V5H15ZM29 6V5H28ZM38 6V5H37ZM110 6V5H109ZM111 6V7H112ZM181 6H182V3H181ZM262 6H264V5H262ZM36 7V6H35ZM44 7V6H43ZM178 7V6H177ZM180 7V6H179ZM191 7V6H190ZM11 8V7H10ZM189 8V7H188ZM203 8H205V7H203ZM202 8V9H203ZM210 8V7H209ZM246 8V7H245ZM13 9V8H12ZM112 9V8H111ZM178 9V8H177ZM180 9V8H179ZM196 9V8H195ZM199 9H200V7H199ZM216 9V8H215ZM219 9V8H218ZM238 9V8H237ZM39 10V9H38ZM171 10V9H170ZM184 10V9H183ZM191 10V9H190ZM201 10V9H200ZM199 10V11H200ZM257 10V9H256ZM173 11V10H172ZM178 11V10H177ZM226 11V10H225ZM15 12H17V11H15ZM37 12V11H36ZM115 12V11H114ZM119 12V11H118ZM209 12V11H208ZM244 12V11H243ZM11 13V12H10ZM27 13V12H26ZM31 13V12H30ZM167 13V12H166ZM174 13V12H173ZM177 13V12H176ZM179 13H181V12H179ZM179 13H177V14H179ZM191 13V12H190ZM195 13V12H194ZM206 13V12H205ZM215 13V12H214ZM263 13V12H262ZM14 14V13H13ZM20 14V13H19ZM22 14V13H21ZM117 14V13H116ZM168 14V13H167ZM170 14H171V12H170ZM176 14V15H177ZM182 14H184V13H182ZM225 14V13H224ZM10 15V14H9ZM16 15V14H15ZM15 15H13L12 17L14 18V16ZM40 15V14H39ZM112 15V14H111ZM114 15V14H113ZM152 15V16H151ZM173 15V14H172ZM186 15V14H185ZM193 15V14H192ZM196 15V14H195ZM252 15V14H251ZM3 16V15H2ZM24 16H25V14H24ZM166 16V15H165ZM178 16V15H177ZM176 16V17H177ZM180 16H181V14H180ZM180 16H179V18H180ZM203 16V15H202ZM209 16V15H208ZM18 17V16H17ZM20 17V16H19ZM114 17V16H113ZM169 17V16H168ZM176 17H174V18H176ZM183 17V16H182ZM185 17V16H184ZM188 17V16H187ZM190 17V16H189ZM188 17V18H189ZM223 17V16H222ZM232 16L228 13L227 14V16H226V18H219V17H215L214 15H212L211 14V16L208 18V20L206 21L205 20V23L203 22V26H202V28H201V30L198 32L199 34H198V36L200 35L201 37L203 36H206V35H208L209 34V36L211 35V34H215V32H217V30L219 29V27L222 25L221 23H223V25L225 24V22H227V20H228V18H231ZM233 17H234V15H233ZM10 18H11V16H10ZM25 18V17H24ZM169 18H171V17H169ZM178 18V17H177ZM236 18V17H235ZM17 19V18H16ZM15 19V20H16ZM19 19V18H18ZM115 19H117V21L115 20ZM115 19H114V22H112L113 24H111V26H110V32H109V44H108V46H109V50H108V53H106L107 54V58L105 59V62H103L104 64H103V67L102 68H100V66H99V68H100V74H99V76H100V80L98 79L97 80V82H92V81H90V80H88L89 78H93V73H92V71L91 70H85V73H84V77L82 78L84 81H88V82H90L89 83V91H88V95H89V101L88 102H90V103H88V104H90V107L92 108L91 110H93V107H94V104H95V98H96V96L100 93L101 94V92L100 91H102V89H106L105 87L108 85V84H110L111 83V81L113 82L112 83V85H115V86H118V85H120L121 86V90L122 91H120V89H119V91H116L115 92V90H114V92L115 93H113V90L112 91H110V92H108L109 93V95H108V93H106V94H103L102 95V99H103V103L104 104H102V102L100 103V102H98V107H101L102 105V109L97 113V115L95 116L96 117V119L94 120V121H92V123H89L87 120L85 121V120H83V121H85V122H82L81 123V125H79L78 124V122H79V119H78V122H77V124H76V122H74V123H71L72 125H75L76 124V129L78 130V132H79V139L77 140V141H75V145H74V147H72L73 148V150H72V152L70 153V156L68 157V159H67V164H68V169L66 170V174L63 176V177H65V180H63L62 179V177L60 178V179H62L63 181H65V182H63L62 183V185H60V183H58L59 185H57L56 184V182H55V179H54V177H55V175H52L53 173L51 172V174H50V172L49 171H51V170H49L48 171V169H47V166H48V168H49V165H47L46 164V161L47 160H45V159H43L42 158V155L40 156L42 159L39 161V163H38V168L39 169H36L35 167H34V165L35 164H33L32 166H31V163H30V166H29V171H26V166H27V164H26V161H27V158H29V154H31V153H28V152H30V150L32 151V149L30 148L29 150H28V152H25V149H26V146L22 149L19 145H20V143L22 142H14L13 141V137L10 135V133H9V131H7V128H10V127H7L6 126V121L8 120V118L10 117V114H11V109L9 110L6 106H7V104H6V102H4V103H1L0 105V213L2 214H0L1 216H0V264H26L25 263V257L26 256H28V255H31V256H29V257H31V262L29 263V264H45V261H46V259L47 258H49L50 256H51V258L53 257V260L55 259V262L57 261V263L56 264H109L108 263V261L109 260H111L113 257H116V256H114L115 254V250H116V245H117V242H118V238L119 237H117V235H116V231H115V227H113V226H110L109 228H110V231L108 232V235L106 236V238L104 239L103 237V239L102 238H96V240L94 241V242H92V243H90V244H88V243H84V244H82L83 242H80L79 240H78V235L79 234H81V233H79L80 231H81V229H85L86 228V232H87V229L89 228H87V226H88V224H90L89 222H91V221H93V220H91V221H89V216L87 217V216H84V215H86V214H88V212L90 213H92V210H94V208H98L99 206L98 205H100V208H102V206L104 205L102 202H104L105 200H103V198H105L104 197V195L102 194V192L104 193V192H106V190L107 189H109L110 190V187H114V183H112V181H110L107 177V175H106V172L108 173L109 171H111V173H112V175H114V176H117V175H120V173L121 172H119V174L118 173H116V171H118V170H114L113 169V167H108V166H106V165H103V163L102 162H100L99 161V157H97V155L99 154V152H101L100 151V144H101V140H102V136H103V134L105 135V134H113L114 132H116V134L118 133V131H119V133H120V131L121 130H125L129 125H134V126H136L135 127V130H137V132L138 133H143L144 132V134H146V131H138V129H136L137 128V126L138 127H140V126H143V130H144V127H145V129H147V131L150 133L151 131H153L154 132V130H152V129H155L154 127L155 126H151V125H147L146 124V122H147V120L146 119H137V120H133L134 119V114H132V112H131V110H130V101L131 100H133L134 98H135V100H136V96H137V90H136V88L135 89H130V88H128V89H130L129 91H126V89H127V87H129V86H132V85H130L131 83H133L135 80H136V77L134 76V74L133 75H130V76H128V75H126L127 74V72H129L131 69H132V71L135 69V66L137 65V67L136 68H138L140 65H142V61H140V59H141V57L139 58V56H141L142 55V53H141V55H139V52L141 51V49H142V52H144V50L145 49H147V48H145V42H143L142 44H140L141 46H137V42H135V43H133V42H131L132 40H130L131 39V36H129L130 38H127L128 37V35H127V37L125 36L126 34H123L122 33V31L120 30V25H119V19L117 18V17H115ZM167 19V18H166ZM172 19V18H171ZM206 19V18H205ZM257 19V18H256ZM13 20V19H12ZM14 20V21H15ZM32 20V19H31ZM162 20V19H161ZM182 20V19H181ZM180 20V21H181ZM184 20V19H183ZM187 20V19H186ZM191 20V19H190ZM21 21V20H20ZM25 21V20H24ZM109 21H112V20H109ZM199 21V20H198ZM229 21V20H228ZM234 22H235V20H233ZM236 21H237V19H236ZM23 22V21H22ZM137 22V21H136ZM169 22V21H168ZM178 22V21H177ZM185 22V21H184ZM239 22H240V20H239ZM242 22V21H241ZM15 23H17V21L15 22ZM15 23H11V26L14 24L15 25ZM19 23V22H18ZM18 23H17V26H18ZM29 23V22H28ZM149 23V22H148ZM176 23V22H175ZM175 23H174V26H177V25H179V24H177V25H175ZM182 23V22H181ZM26 24V23H25ZM30 24V23H29ZM137 23H135V25H136ZM164 24V23H163ZM186 24V23H185ZM214 25L213 27L211 26V25ZM227 24L229 25V23L227 22ZM232 24H233V22H232ZM235 24H237V22L235 23ZM13 25V26H14ZM107 25V24H106ZM132 25V24H131ZM151 25V24H150ZM159 25V24H158ZM162 25V24H161ZM193 25V24H192ZM202 25V24H201ZM226 25V24H225ZM16 26V25H15ZM31 26V25H30ZM141 27H138L136 30H134L135 32H137V34L138 35H145V33H147L148 31L150 32V30H151V26H146V24H145V26H142V24L140 25ZM153 26V25H152ZM173 26V28H177V27H174ZM227 26V25H226ZM225 26V27H226ZM234 26V25H233ZM41 27V26H40ZM126 27V26H125ZM154 27V26H153ZM157 27V26H156ZM186 27V26H185ZM223 28H224V26H222ZM8 28H10V26L8 27ZM131 28V27H130ZM165 28H167V26L165 27ZM187 28V27H186ZM185 28V29H186ZM197 28V27H196ZM226 28H228V26L226 27ZM133 29H135V28H133ZM190 30H191V28H189ZM221 29V28H220ZM235 28H233V30H234ZM257 29V28H256ZM18 30V29H17ZM125 30H127V29H125ZM139 30V31H138ZM152 30H153V28H152ZM162 30V29H161ZM160 30V31H161ZM178 30V29H177ZM181 29H179V31H180ZM195 30V29H194ZM223 30V29H222ZM108 31V30H107ZM178 31V32H179ZM182 31H183V29H182ZM181 31V32H182ZM239 31V30H238ZM130 32V31H129ZM131 32H133V31H131ZM130 32V33H131ZM170 32V31H169ZM188 32V31H187ZM187 32H185V33H187ZM17 33V32H16ZM20 33V32H19ZM24 33V32H23ZM184 33V31L182 32V33H178L176 36H175V34H174V36L173 35H171V36H173V37H170V41L172 42V44L174 45L175 44V46H176V49H175V54H179L180 53V51H181V48L185 45V43H186V34ZM226 33V32H225ZM7 34H8V32H7ZM12 34V33H11ZM108 34V33H107ZM172 34V33H171ZM213 34V35H214ZM258 34V33H257ZM1 35V34H0ZM24 35V34H23ZM130 35V34H129ZM148 35V34H147ZM197 35V34H196ZM232 35V34H231ZM8 36H10V35H7V37ZM105 36V35H104ZM158 36V35H157ZM212 36V35H211ZM234 36V35H233ZM5 37V36H4ZM7 37H5L4 38V40L2 39L1 40V38H0V58H2V59H7V61H9V63L11 64V66H16V67H18L19 69L18 70H20L19 72H21V73H17V75H19V76H17V80L18 81H16V82H19V83H17V85L15 84V82H14V86H17V88H18V90H19V92H20V101H19V103H20V105L19 104H17V103H15V104H17L19 107L18 108H16L17 110H18V112L19 113H17V111H15V113H17V116H18V114H20L23 118L22 119H24L22 122H24L25 120L27 121V125L29 124V125H31L32 123H33V125L35 124L33 121H34V119H33V117L34 116H32V115H34V114H36L38 117H37V119L38 118H40L39 119V123H38V125H37V127H38V129L35 131V138L36 139H38L39 138V136H40V134L43 132V133H45L46 131H45V125L48 123L49 124V122H47L46 123V121H48L49 119V112L50 111H48V114H46L45 112L42 114L41 113V111H42V108L44 109V107L41 105V103H38V101L39 102H42V101H40L45 95H46V93L48 94V91L45 93V95L44 96H42V94H40L41 92H39L40 91V88H41V84H37V85H40V88H39V93L38 92H35L34 93V98H33V100H32V102H30V100H28V95H29V93H31L32 91H34V90H36L39 86H35V88H34V86H33V84L35 85L36 84V82L35 83H33L32 85H29L30 84V82H29V78H28V71H29V66L30 65H32L31 64V59H32V57H30V52L28 51V49H26L24 46H23V40H21V39H18L19 38V34H17V36H15V38L11 35L10 36V40H7L8 38ZM20 37H22V36H20ZM106 37V36H105ZM133 38L135 37V38H137L136 36H132ZM143 37V36H142ZM200 37V38H201ZM213 37V36H212ZM219 37H221V36H219ZM218 37V38H219ZM230 37V36H229ZM240 37V36H239ZM107 38V37H106ZM217 38V39H218ZM227 38V37H226ZM232 38V37H231ZM198 39V38H197ZM214 39V38H213ZM220 39V38H219ZM225 39V38H224ZM148 40V39H147ZM153 40V39H152ZM158 40V39H157ZM226 40V39H225ZM230 40V39H229ZM9 41V42H8ZM108 41V40H107ZM192 41V40H191ZM237 41V40H236ZM140 42V41H139ZM162 42V41H161ZM196 42H197V40H196ZM200 42V41H199ZM224 42V41H223ZM226 42V41H225ZM230 42V41H229ZM239 42V41H238ZM243 42V41H242ZM153 43V42H152ZM163 43L164 42H162V45H163ZM217 43V42H216ZM234 43V42H233ZM104 44H106V43H104ZM229 44V43H228ZM231 44V43H230ZM234 44H236V43H234ZM4 45H7V46H4ZM99 45V44H98ZM164 45H166L167 47H165V48H167L168 49V46H170L168 43L167 44H165L164 43ZM192 46V45H191ZM197 46V45H196ZM213 46V45H212ZM217 46V45H216ZM237 46V45H236ZM235 46V47H236ZM13 47L15 48L16 47V50L18 49V48H21V50L20 51H22V49H23V51H22V53H20V55H18V56H22V59H24L23 61V63H22V60H19V57L17 58V56H16V54L14 53V51L12 52V49H13ZM160 47H161V45H160ZM164 47V46H163ZM171 47H172V45H171ZM214 47V46H213ZM212 47V48H213ZM145 48V49H144ZM174 48V47H173ZM172 48V49H173ZM195 48V47H194ZM205 48V47H204ZM216 48V47H215ZM232 48H234L232 45H231V49ZM246 48V47H245ZM250 48V47H249ZM260 48V47H259ZM93 49H94V47H93ZM107 49V48H106ZM105 49V50H106ZM144 49V50H143ZM160 49V48H159ZM220 49V48H219ZM227 49H229V48H227ZM236 49H238V48H236ZM101 50V49H100ZM161 50V49H160ZM163 50V49H162ZM171 50V49H170ZM262 50V49H261ZM17 51H19V50H17ZM19 51V52H20ZM151 51V50H150ZM159 51V50H158ZM194 51V50H193ZM220 51V50H219ZM225 50H223V52H224ZM234 51V50H233ZM247 51V50H246ZM250 51V50H249ZM102 52V51H101ZM104 52V51H103ZM106 52H107V50H106ZM161 52V51H160ZM185 52H187V51H185ZM189 52V51H188ZM197 52V51H196ZM227 52V51H226ZM225 52V53H226ZM17 53V52H16ZM169 53V52H168ZM171 53V52H170ZM190 53V52H189ZM217 53V52H216ZM240 53H242V52H240ZM239 53V54H240ZM255 53V54H254ZM253 54H245L244 52H243V54H241V55H239V57H238V60H237V62L234 64L233 63V67H231L230 69H231V73H232V75H234V77H236L238 74H239V72L242 74L243 73V70L246 72V70H248V71H254V70H256V68H257V65L256 64H259V66H260V69H259V66H258V70H259V74H258V76H259V80H260V83H261V85H264V54H262V53H257V52H254ZM22 54V55H21ZM147 54V53H146ZM156 54L157 53H155V57H156ZM202 54V53H201ZM215 54V53H214ZM213 54V55H214ZM220 55H221V53H219ZM234 54H235V52H234ZM34 55V54H33ZM153 55V54H152ZM163 55V54H162ZM223 55H227V54H223ZM105 56V55H104ZM147 56H148V54H147ZM188 56V55H187ZM186 56V58L183 60V59H178L177 60V57L174 59V60H168V59H161L160 57V59L158 58H153V57H151V58H153V59H150L151 61L152 60H154V62L155 61H157L158 63V67H156L157 68V72H159V71H162V72H164L166 69L168 70V67H170L171 68V66H169V65H175V63H176V65H179L178 67L180 68V67H182V68H184L185 69V71H188V69H190L189 68V66H191L190 64L193 62V66L195 65V63H194V61H193V57H187ZM193 56V55H192ZM217 56V55H216ZM235 56H238L237 54L235 55ZM234 56V58L233 59H235L236 60V57ZM138 57V58H137ZM168 57V56H167ZM209 57V56H208ZM31 58V59H30ZM87 59L89 58V55H88V57H86ZM147 58V57H146ZM198 58V57H197ZM214 58V57H213ZM21 59V58H20ZM83 59V58H82ZM86 59V60H87ZM93 58H91V59H89V60H92ZM172 59V58H171ZM196 59V58H195ZM199 59V58H198ZM202 59H204V58H202ZM83 60H85V59H83ZM85 60V61H86ZM148 60V59H147ZM149 60V61H150ZM180 60V62H178ZM212 60V59H211ZM79 61V60H78ZM84 61V62H85ZM197 61V60H196ZM219 61V60H218ZM234 61V60H233ZM37 62V61H36ZM147 62V61H146ZM153 62V61H152ZM153 62V63H154ZM211 62V61H210ZM209 62V63H210ZM215 62V61H214ZM86 63V62H85ZM92 63H94V62H92ZM91 63V64H92ZM178 63V64H177ZM197 63V62H196ZM198 63H199V61H198ZM230 63V62H229ZM23 64H24V66H23ZM34 64V63H33ZM90 64V65H91ZM101 64H102V62H101ZM100 64V65H101ZM140 64V65H139ZM147 64V63H146ZM212 63H210V65H211ZM215 64V63H214ZM232 64V61H231V63H230V65ZM80 65H81V63H80ZM85 65V64H84ZM143 65H145V64H143ZM143 65L142 66H140V68L141 69H143L144 71L146 70V68H144L143 67ZM149 65V64H148ZM156 65V64H155ZM175 65V66H176ZM197 65V64H196ZM14 66V67H15ZM78 66V65H77ZM86 66V65H85ZM88 66V65H87ZM102 66V65H101ZM147 66V65H146ZM150 66V65H149ZM207 66H208V64H207ZM219 66V65H218ZM223 66V64L220 66V67H222ZM225 66V65H224ZM9 67V66H8ZM15 67V68H16ZM27 67V68H26ZM42 67V66H41ZM89 67V66H88ZM95 67V66H94ZM211 66H209V67H207L208 69L210 68ZM213 68H211L210 69V71L208 70V73H207V75H206V77H204V79L202 78L201 80H199V81H196L195 79L194 80H189L188 81V79H187V82H185V84L184 85H182L181 87H176V89H175V86L174 87H172V86H170V88H169V90L172 88V90H170V93L168 94L169 96L168 97H166L167 99H169L170 101H173V102H177V101H182L181 102V104H183V108H182V106H180L182 109H184L185 107V105L186 104H184L185 102L183 101V100H181V99H185V101H189L190 102V100L192 101V99H190V100H187V99H189L188 97H186L185 95H190V94H192L193 96H191L190 95V97H194V99H195V101L197 102L198 100H203V97H207V98H209L210 97V100H211V98H212V101H213V97H215V95H219L218 93H220L222 90H224L225 88H228V92H229V88L231 87V84H229V83H227V81H228V78H226L225 76H226V73H224V69H222V68H224V67H222V68H218L217 67V64H215V65H213L212 66ZM226 67V66H225ZM82 68H84V66L82 67ZM98 68V67H97ZM98 68V69H99ZM131 68V69H130ZM170 68H169V70H170ZM193 68H195V67H193ZM93 69V68H92ZM98 69H97V72H98ZM139 69V68H138ZM140 69V70H141ZM192 69V68H191ZM205 69V68H204ZM226 69V68H225ZM227 69H229V66H228V68ZM4 70V69H3ZM5 70L6 71H2V72H7V68H5ZM17 70V69H16ZM36 70V69H35ZM38 70V69H37ZM129 70V71H128ZM167 70H166V72H167ZM173 70V68L171 69V71ZM175 70V69H174ZM224 70V71H223ZM258 70H256V71H258ZM33 71V70H32ZM96 71V70H95ZM151 71H152V69H151ZM150 71V72H151ZM154 71V70H153ZM152 71V72H153ZM180 71H181V69H180ZM184 71V70H183ZM192 71H194V70H192ZM191 71V72H192ZM205 72L207 71L206 69L204 70ZM203 71V72H204ZM242 71V72H241ZM11 72V71H10ZM42 72V71H41ZM94 72V71H93ZM97 72L95 73V74H97ZM134 72V71H133ZM149 72V73H150ZM176 72H178V71H176ZM190 72V71H189ZM197 72H199V71H197ZM5 73H3V75H0V85L1 84H3V86H5L4 85V79L7 77H5L4 76V74ZM31 73V72H30ZM30 73H29V76H31L30 75ZM91 73V74H90ZM130 73V72H129ZM148 73V74H149ZM156 73V72H155ZM171 73V72H170ZM182 73V72H181ZM180 73V74H181ZM228 73V72H227ZM246 73H248V72H246ZM251 73V72H250ZM11 74V73H10ZM14 74H15V72H14ZM38 74H40L39 73V71H38ZM45 74V73H44ZM135 74H137V71H135ZM138 74H140V73H138ZM137 74V75H138ZM144 74V73H143ZM157 74V73H156ZM163 74H165V73H163ZM186 74V73H185ZM192 74V73H191ZM203 74H205V73H203ZM240 74V75H241ZM249 74V73H248ZM257 74V73H256ZM91 75H93V76H91ZM147 75V74H146ZM152 75V74H151ZM199 75V74H198ZM225 75V76H224ZM243 75H244V73H243ZM243 75H241V76H243ZM246 75V74H245ZM251 75V74H250ZM253 75V74H252ZM14 76V75H13ZM35 76H37V78H38V76L39 75H35ZM96 76V75H95ZM97 76H98V74H97ZM96 76V77H97ZM149 76H150V74H149ZM168 76V75H167ZM229 76V75H228ZM227 76V77H228ZM239 76V75H238ZM257 76V77H258ZM9 78L11 77V76H8ZM44 77H46V76H44ZM53 77V76H52ZM144 77V76H143ZM148 77V76H147ZM154 77V76H153ZM224 77L227 79V81L225 80L224 81ZM232 77V76H231ZM240 77V76H239ZM13 78V77H12ZM11 78V79H12ZM14 78H15V76H14ZM141 78V77H140ZM145 78V77H144ZM151 78V77H150ZM157 78H158V76H157ZM157 78H155V79H157ZM160 78V77H159ZM168 78V77H167ZM238 77H236V78H234V79H231V81L233 80V82H234V80L235 79H237ZM240 78H242V77H240ZM47 80H48V78H46ZM97 79V78H96ZM95 79V80H96ZM139 79V78H138ZM190 79V78H189ZM192 79V78H191ZM230 79H229V81L228 82H231L230 81ZM8 79L6 78V81H7ZM36 80V79H35ZM35 80H33L32 82H34ZM38 80V79H37ZM44 80V79H43ZM47 80H45V83L47 82ZM51 80V79H50ZM50 80H49V82H50ZM142 80V79H141ZM146 80V79H145ZM154 80V79H153ZM180 80V79H179ZM186 80V79H185ZM198 80V79H197ZM10 81V80H9ZM12 81V80H11ZM11 81H10V83H11ZM52 81V80H51ZM54 81V80H53ZM56 81V80H55ZM237 81H238V79H237ZM253 81V80H252ZM8 82V81H7ZM42 81H40V83H41ZM48 82V83H49ZM57 82V81H56ZM238 82H242V80L240 81H238ZM255 82V81H254ZM37 83H39V80H38V82ZM140 83V82H139ZM153 83V82H152ZM9 84V83H8ZM138 84V83H137ZM136 84V85H137ZM167 84V83H166ZM235 84V83H234ZM254 84V83H253ZM257 84V83H256ZM12 85V86H13ZM46 85H47V83H46ZM53 85V84H52ZM129 85V86H128ZM236 86V88L238 87L237 85L238 84H235ZM239 85H240V83H239ZM243 85V84H242ZM247 85V84H246ZM8 86H10V85H8ZM55 86H57V85H55ZM120 86H118V87H120ZM141 86V85H140ZM143 86V85H142ZM151 86V85H150ZM156 86V85H155ZM254 86H255V84H254ZM2 86H0V88H1ZM110 87H112L111 85H110ZM114 87V86H113ZM112 87V88H113ZM117 87V88H118ZM137 87H139V86H137ZM144 87V86H143ZM149 87V86H148ZM241 87V86H240ZM248 87V86H247ZM251 87H252V85H251ZM256 88V90H257V88H258V86H255ZM261 87H263V86H261ZM260 86H259V88H261ZM5 88V87H4ZM8 87H7V84H6V91L8 90L7 89ZM11 87H9V89H10ZM13 88H15L16 89V87H13ZM132 88V87H131ZM134 88V87H133ZM140 88H142V87H140ZM158 88V87H157ZM174 88V89H173ZM234 88V87H233ZM246 88V87H245ZM254 88V87H253ZM42 89V88H41ZM86 89V88H85ZM147 89V88H146ZM238 89V88H237ZM237 89H234V91L233 92H235V91H237ZM244 88L242 87V90H243ZM262 89H264V87L262 88ZM10 90H12V89H10ZM14 90V89H13ZM17 90V91H18ZM44 90V88L42 89V91ZM47 90V89H46ZM45 90V91H46ZM61 90V89H60ZM155 90H156V88H155ZM158 91H159V89H157ZM156 90V91H157ZM160 90H162V89H160ZM261 90V89H260ZM259 90V91H260ZM4 91V93H5V89L3 90ZM3 91H0V92H2L1 94H3ZM16 91V90H15ZM16 91V92H17ZM83 91H84V89H83ZM109 91V90H108ZM141 90H138V92H140ZM148 91V90H147ZM154 91V90H153ZM155 91V92H156ZM157 91V92H158ZM225 91H226V94H227V90L225 89ZM224 91V92H225ZM232 91H231V88H230V94L232 93ZM239 91V90H238ZM258 91V90H257ZM105 92V91H104ZM120 92H122V94L120 93ZM142 92V91H141ZM144 92V91H143ZM161 92V91H160ZM165 92V91H164ZM223 92V93H224ZM249 92V91H248ZM262 92H263V90H262ZM9 93V92H8ZM62 93V92H61ZM223 93H220L222 96H223ZM259 93H261V92H259ZM0 94V95H1ZM18 94V93H17ZM16 94V95H17ZM33 93H31V95H32ZM233 94V93H232ZM237 94V93H236ZM246 94V93H245ZM4 95H6V94H4ZM15 95V96H16ZM55 95H57V94H55ZM84 95V94H83ZM87 95V96H88ZM107 95L109 96V98L107 97ZM162 95H164V94H162ZM221 95H219V96H221ZM224 95H225V93H224ZM238 95V94H237ZM242 95V94H241ZM252 95V94H251ZM250 94H248V97L249 96H251ZM30 96V95H29ZM50 96V95H49ZM161 96V95H160ZM159 96V97H160ZM182 96H185L184 98H179V97H182ZM202 98H201V97ZM216 96V97H217ZM226 96H228V95H225V98H227L228 99V97H230V96H232V95H230V96H228V97H226ZM245 96H247V95H244V96H241V98L242 97H244V99L246 98ZM252 96H255V97H253V98H255L256 99V102L257 103H259L261 106H263L264 107V93L263 94H254V95H252ZM9 97V96H8ZM12 97H14V96H12ZM11 97V98H12ZM52 97V96H51ZM144 97H146V96H144ZM155 97V96H154ZM162 97V96H161ZM163 97H165V96H163ZM215 97V99H217ZM233 97V96H232ZM232 97H230V99L232 98ZM2 98H3V95H2ZM1 98V96H0V99H2ZM15 98V97H14ZM17 98V97H16ZM53 98V97H52ZM57 98V97H56ZM56 98H54V100L56 99ZM63 98V97H62ZM79 98V97H78ZM152 99L153 97H149V99ZM198 98H200V99H198ZM224 98V97H223ZM240 98V97H239ZM5 99H7V100H9L8 98H5ZM29 99H31V98H29ZM45 99H48V98H45ZM61 99V98H60ZM59 99V100H60ZM80 99V98H79ZM163 99V98H162ZM167 99H164V101L165 100H167ZM178 99H180V100H178ZM198 99V100H197ZM214 99V100H215ZM243 99V100H244ZM250 99H252V98H250ZM3 100L4 99H2V102H3ZM52 100V99H51ZM58 100V99H57ZM72 100V99H71ZM70 100V101H71ZM75 100V99H74ZM100 100V99H99ZM154 100H156L155 98H154ZM205 101H198L197 103H199V102H202V105H204L205 104V102L208 100V99H204ZM220 100V99H219ZM242 99H241V101L239 102L240 104H241V102H242V104L245 102V100L243 101ZM4 101H6V100H4ZM10 101L12 102V100L10 99ZM15 101V100H14ZM56 101V100H55ZM61 101V100H60ZM67 101V100H66ZM76 101V100H75ZM74 101V102H75ZM146 101H147V99H146ZM152 101V100H151ZM157 101V100H156ZM160 101V100H159ZM170 101H168V102H170ZM212 101H211V103H212ZM217 100H215V102H216ZM224 101V100H223ZM229 101V100H228ZM235 101V100H234ZM237 101H239V100H237ZM247 101H249V99L247 100ZM1 102V101H0ZM18 102V101H17ZM46 102V101H45ZM52 102H53V100H52ZM59 102V101H58ZM58 102H55V103H53V104H55L56 106H57V103ZM65 102V101H64ZM68 102V101H67ZM82 102V101H81ZM84 102V101H83ZM133 102H135V101H133ZM194 101H192V103H193ZM208 102V104H207V106L209 107V100L207 101ZM214 102V101H213ZM218 102V101H217ZM222 102V101H221ZM226 102V101H225ZM7 103H9L8 101H7ZM78 103V102H77ZM163 103H166V101L165 102H163ZM172 103V102H171ZM196 103V104H197ZM220 103V102H219ZM223 103L224 102H222V106H221V108L222 107H224L223 106ZM237 104H238V102H236ZM9 104H11V103H9ZM36 104H38V105H36ZM51 104V103H50ZM59 104H60V102H59ZM65 104V103H64ZM67 105L69 104V103H66ZM65 104V105H66ZM71 104H72V102H71ZM79 104V103H78ZM99 104H100V106H99ZM134 104V103H133ZM140 104H141V102H140ZM157 104V103H156ZM159 104H160V102H159ZM168 104V103H167ZM170 104V103H169ZM178 104H180V103H178ZM177 103L176 104H174V103H172V105H178ZM196 104H192L191 106H192V109H193V105L194 106H198V104L196 105ZM199 104H201V103H199ZM213 104V103H212ZM211 104V105H212ZM218 104V103H217ZM226 104H227V102H226ZM226 104L224 103V105L226 106ZM228 107H230V106H232V104H231V102L229 103L228 102ZM231 104V105H230ZM236 104V105H237ZM239 104V105H240ZM241 104V105H242ZM245 104V103H244ZM243 104V105H244ZM17 105H16V107H17ZM30 105H31V107H30ZM43 105H45V104H43ZM47 105V104H46ZM52 105V104H51ZM66 105V106H67ZM96 105H97V103H96ZM154 105V104H153ZM161 105V104H160ZM159 105V106H160ZM164 106H165V104H163ZM163 105H162V107H163ZM216 105V104H215ZM235 105V104H234ZM239 105H237L238 107H239ZM246 105H247V103H246ZM252 105V104H251ZM55 106V107H56ZM59 106V105H58ZM70 106V105H69ZM74 106V103H73V105H72V107ZM131 106H132V104H131ZM170 106V105H169ZM191 106L189 107V109L191 110ZM214 106V105H213ZM218 106H219V104H218ZM10 107V106H9ZM12 107H14V106H12ZM71 107V108H72ZM86 107H88L89 108V106H87L86 105ZM136 107V106H135ZM153 107V106H152ZM161 107V106H160ZM167 107V106H166ZM171 107V106H170ZM175 107H177V106H175ZM201 108V107H203V106H198V108ZM206 107V106H205ZM212 107V106H211ZM210 107V108H211ZM216 107V109H217V106H215ZM214 107V108H215ZM228 107H227V111H228ZM241 107V106H240ZM15 108V107H14ZM30 108L32 109L31 111H30ZM56 109V108H54L53 107V105H52V107H51V109ZM63 108V107H62ZM66 108V107H65ZM74 108H75V106H74ZM154 108V107H153ZM153 108L151 109V110H153ZM157 108V107H156ZM174 108V107H173ZM200 108H199V110H200ZM207 108V107H206ZM209 108V109H210ZM221 108L219 107L218 109H219V111H217V113L216 114H219V112H220V110H221ZM225 108V107H224ZM231 108V107H230ZM254 108H256V107H254ZM260 108V107H259ZM8 109V110H7ZM13 109V108H12ZM52 109V111H53V113H54V110ZM57 109H59V110H57ZM55 111L57 112H61L62 110H65L64 108L61 110V106H59L58 108H57ZM69 109H70V107H69ZM76 109H78V108H76ZM85 109V108H84ZM164 109V108H163ZM195 109V111H197L196 109H197V107L196 108H194ZM209 109H205V110H207L208 112H209ZM215 109V110H216ZM233 109V108H232ZM253 109V108H252ZM260 109H263L264 110V108H260ZM15 110V109H14ZM13 110V111H14ZM89 110H90V108H89ZM156 110V109H155ZM170 110H172V109H170ZM223 110V109H222ZM235 110H238V109H236L235 108ZM257 110V109H256ZM12 111V112H13ZM44 111V110H43ZM51 111V112H52ZM76 111V110H75ZM154 111V110H153ZM158 111L160 112L161 110H159L158 109ZM164 111V110H163ZM187 111V110H186ZM202 111H203V108H202ZM224 111H226V110H224ZM226 111V112H227ZM232 111V110H231ZM230 111V112H231ZM249 111V110H248ZM66 112V111H65ZM64 112V113H65ZM68 112V111H67ZM86 112H89L88 110L86 111ZM93 112V111H92ZM154 112H156V111H154ZM191 112H192V110H191ZM206 111H204L203 113H205ZM207 112V114L206 115H208V116H204L203 118L204 119H201V120H199V121H201V123H199V122H196V123H199V124H201L202 125V127H200V130H201V132H199V133H197L196 134V142H197V144H196V142H195V144L197 145V147L196 148H198V151L197 152H199V155H198V153H197V155H198V157H197V160L195 161V160H193V161H195V162H197L198 164L200 163L201 165H202V171L200 172V174H201V177H198V179H206L209 183H212V184H216V186H217V189L218 190H221V189H224V187H222V180H223V178L226 180V178H227V181H231V182H233V184L234 185H236V184H241V190L239 191L240 192V199H244V201H246L245 200V198H246V195H247V193L249 194V196H250V206H251V208L255 211V210H257L258 208H260L259 206H262V207H264V182L262 183V180H261V178L264 176V113L263 114H261V116H255L254 117V115H253V119L254 120H251V123H252V121L254 122V123H252V126H251V128L249 127L250 125H251V123L250 124H248L249 126L247 127L248 129L250 128V130L248 131V129H247V131H248V133H247V138L244 136V137H241V135L242 134H244L245 132H246V130L244 129V126L242 125V127L240 126V123L239 124H237L236 122H234V120H232L231 119V121H229V119L230 118H228V121H223V120H221L220 118L219 119H217L216 120V117L218 116H215L216 114H211V109H210V112L208 113ZM254 112L256 113V111L254 110ZM61 113H63V112H61ZM186 113V112H185ZM184 113V114H185ZM187 113H190L189 111H187ZM197 113V112H196ZM202 113V112H201ZM214 113V112H213ZM233 113V112H232ZM254 113V114H255ZM45 114V115H44ZM74 114H79V113H74ZM156 114H158V113H156ZM163 114V113H162ZM162 114H161V116H162ZM164 114H165V112H164ZM171 114V113H170ZM223 114V113H222ZM54 115V114H53ZM84 115V114H83ZM88 115V114H87ZM150 115V114H149ZM160 115V113L158 114V116ZM189 115V119H191L192 117H193V115L192 116H190V114H187V116ZM200 115H203V114H200ZM221 115V113L219 114V116ZM225 115H226V113H225ZM231 115V114H230ZM257 115V114H256ZM12 116V115H11ZM70 116V118H71V115H69ZM74 116V115H73ZM72 116V117H73ZM77 115H75V117H76ZM80 115H78L77 117H79ZM89 116V115H88ZM87 116V117H88ZM164 116V115H163ZM167 116V115H166ZM184 116V115H183ZM186 116V115H185ZM196 116V115H195ZM224 116V115H223ZM222 116V117H223ZM232 116V115H231ZM14 117H15V114H14ZM54 117H57V116H55L54 115ZM58 117H59V115H58ZM63 117V116H62ZM76 117V118H77ZM84 117V116H83ZM150 117V116H149ZM153 117V116H152ZM226 117H229V116H226ZM2 118H5V119H7V120H1ZM11 118V117H10ZM18 118H21V117H18ZM50 118H52V114H51V116H50ZM67 118V117H66ZM65 118V119H66ZM85 118V117H84ZM138 118V117H137ZM139 118H141V117H139ZM154 118V117H153ZM157 118V117H156ZM155 118V119H156ZM172 118V117H171ZM199 118V117H198ZM200 118H201V116H200ZM12 119V118H11ZM22 119H20V120H22ZM47 119V120H46ZM54 119H57V118H54ZM58 119H60V118H58ZM64 119V118H63ZM86 119H88V118H86ZM154 119V120H155ZM159 119V118H158ZM166 119V118H165ZM182 119V118H181ZM188 119V118H187ZM194 119V118H193ZM192 119V120H193ZM224 119H225V117H224ZM51 120H53V119H51ZM61 120V119H60ZM68 120H69V118H68ZM152 120V119H151ZM178 120V119H177ZM226 120H227V118H226ZM9 121V120H8ZM50 121V120H49ZM54 121V120H53ZM74 121V120H73ZM158 121V120H157ZM160 122L162 121V119L161 120H159ZM164 121V120H163ZM189 121V120H188ZM188 121L186 122L185 121V123H188ZM194 121V120H193ZM248 121V120H247ZM11 122V121H10ZM60 122V121H59ZM63 122V121H62ZM150 121H148V123H149ZM155 122H156V120H155ZM154 122V123H155ZM250 122V121H249ZM21 123V122H20ZM61 123V122H60ZM64 123H66V122H64ZM158 123V122H157ZM165 123V122H164ZM173 123V122H172ZM194 123V122H193ZM196 123H194L195 124V126L197 125ZM226 123V124H225ZM24 124V123H23ZM40 124V125H39ZM180 124V123H179ZM184 124V123H183ZM189 124H192V123H189ZM198 124V125H199ZM225 124V125H224ZM8 125V124H7ZM10 125V124H9ZM15 125V124H14ZM18 125V124H17ZM25 125V124H24ZM26 125V126H27ZM62 125H64L63 123H62ZM66 125V124H65ZM159 125V124H158ZM164 125V124H163ZM168 125H170V124H167V126ZM173 125V124H172ZM172 125H170V126H172ZM201 125H199V126H201ZM225 127H224V126ZM20 126V125H19ZM36 126V125H35ZM35 126H34V128H35ZM48 126H49V128H48ZM52 126H55V125H52ZM52 126H50V125H46V128H48V129H50L51 130V128H52ZM57 126V125H56ZM71 126V125H70ZM69 126V127H70ZM157 126V125H156ZM165 126H166V123H165ZM164 126V127H165ZM170 126H169V128H170ZM175 126V125H174ZM173 126V127H174ZM181 126H183V129H182V127H181V130L183 131V135L185 136L184 138H185V140L187 139V137H188V126H187V124H185V127H184V125H181ZM194 126V127H195ZM219 126L222 128V126L225 128V130H223L224 128H222V130L225 132H223L224 134H223V136H222V138L220 137V136H217V135H222V134H218V133H221V132H219L218 131V128H219ZM11 127H13V125H11ZM31 128V126H28V128ZM63 127H66V126H63ZM160 127V126H159ZM178 127V126H177ZM198 127V126H197ZM216 127H217V130H216ZM22 128V127H21ZM32 128H33V126H32ZM57 128H58V126H57ZM125 128V129H124ZM130 128H131V126H130ZM161 128V127H160ZM162 128H163V126H162ZM191 128V127H190ZM193 128V127H192ZM199 128V127H198ZM197 128V129H198ZM221 128H220V130H221ZM16 129H17V127H16ZM15 129V130H16ZM47 129V130H48ZM53 129H54V127H53ZM53 129H52V131H53ZM71 129V128H70ZM75 129V130H76ZM140 129H141V127H140ZM139 129V130H140ZM168 129V128H167ZM245 130V132L244 133H242L241 132V130ZM21 130V129H20ZM24 130V129H23ZM30 130V129H29ZM65 130V129H64ZM73 131H74V133H76V135H78L77 133V131L75 132V130L74 129H72ZM156 130V129H155ZM164 130H165V128H164ZM190 130V129H189ZM199 130V129H198ZM213 130H216L217 131V135L216 134H214V136L213 135H211L212 133H213ZM221 130V131H222ZM28 131V130H27ZM31 131V130H30ZM34 130H32V132H33ZM52 131H51V134H52ZM68 131V130H67ZM161 131H163V129H161ZM179 131V130H178ZM192 131V130H191ZM190 131V132H191ZM231 131H234V132H236V133H238V134H240V132H241V135H238V139L237 140H239V143H241V142H247V143H244V144H248L246 147L247 148H249L250 149V151L252 152V154L254 153L255 154V156L258 158V160H259V164H258V168H256V169H253L251 172L248 170V172H246V170H245V168L244 167H246V163H243V162H241V161H243L241 158H238L237 156H238V153L236 152V154L237 155H230V154H228V152H230V151H226V149H225V147H226V145L227 144H229L230 143V141H231V143H232V137H233V133L234 132H232V134H231ZM29 132V131H28ZM31 132V133H32ZM58 132V131H57ZM122 132L123 131H121V133L120 134H122ZM127 132V131H126ZM147 132V133H148ZM153 132H152V134H153ZM172 132V131H171ZM27 133V132H26ZM42 133V134H43ZM48 133H49V130H48ZM55 133V132H54ZM69 133V132H68ZM70 133H72V131L70 132ZM164 132H160V134H163ZM179 133V132H178ZM195 133H196V131H195ZM235 133V134H236ZM13 134V133H12ZM22 134V133H21ZM24 134H25V132H24ZM60 134V133H59ZM109 134V135H110ZM129 134H130V132H129ZM156 136H158L159 135V133H158V135H157V132L156 133H154ZM170 134V133H169ZM17 135V134H16ZM16 135H15V138H16ZM47 135V134H46ZM50 135V134H49ZM54 135V134H53ZM57 135V134H56ZM71 135V134H70ZM126 135H128V134H126ZM132 135V134H131ZM141 135H143V134H141ZM147 135V134H146ZM150 135V134H149ZM174 135H175V133H174ZM180 135V134H179ZM182 134H181V136H183ZM229 135L230 136H232L231 137V139H229ZM236 135V136H237ZM18 136V135H17ZM22 136V135H21ZM114 136L115 135H113V138H114ZM190 136V135H189ZM192 136H194V133H193V135ZM191 136V137H192ZM20 137V136H19ZM23 137V136H22ZM21 137V138H22ZM28 137V136H27ZM41 137H43V136H41ZM40 137V138H41ZM47 138H48V136H46ZM72 137L74 138V134H72ZM103 137H106L107 138V136L105 135V136H103ZM109 137V136H108ZM119 138H122L123 139V137H124V139H125V135L124 136H122V135H119L118 136ZM126 137H128V136H126ZM130 137V136H129ZM150 137H153V136H150ZM150 137H147V138H150ZM33 138V137H32ZM39 138V140H40V142H41V139ZM49 138L51 139L52 137H51V135L49 136ZM48 138V139H49ZM76 138V137H75ZM117 138V137H116ZM132 138V137H131ZM134 138V137H133ZM137 138V137H136ZM146 138V139H147ZM171 138V137H170ZM174 138H176V135H175V137ZM183 138V137H182ZM235 138H237V137H234V139ZM242 138H246V139H242ZM18 139V138H17ZM17 139H15L16 141H17ZM20 139V138H19ZM18 139V140H19ZM22 139H24V138H22ZM25 139H26V137H25ZM31 139V138H30ZM34 139V138H33ZM49 139V140H50ZM59 139V138H58ZM68 139V138H67ZM110 139H112V138H110ZM118 139V138H117ZM122 139H121V142H122ZM135 139V138H134ZM138 139V138H137ZM144 139V138H143ZM157 139V138H156ZM159 141H157L156 143H154V146H153V155H154V158H155V166H151V167H153L152 169H150L151 167H149V171H152L153 170V172H154V174H155V187H154V185H153V187H154V190H153V188H151L152 189V191L154 192V194H155V196H154V198L156 197V200L157 201H160L161 202V200L162 199H165L166 201H165V203H167V207H168V209H169V207L171 206L172 207V203H175L176 201L175 200H177V199H181L182 201H183V193H182V189H180L181 187H180V185H182L180 182H181V180L179 179V177H178V175H181V173H184V174H188V175H192V174H195L194 173V167L192 166V164H188V162L186 163H184V161H186L185 159L184 160H182L181 159V152H180V149L179 150H177V148H181V146L180 147H178L176 144H175V142H172L170 139H169V137L168 136H166V135H159ZM32 140V139H31ZM30 140V141H31ZM70 140H72V139H70ZM105 140V139H104ZM115 140V139H114ZM129 140H130V138H129ZM154 140V139H153ZM24 141V140H23ZM34 141V140H33ZM37 141V140H36ZM56 141H57V139H56ZM124 141H126V140H124ZM180 141V140H179ZM187 141V140H186ZM49 142V141H48ZM58 142V141H57ZM120 142V143H121ZM130 142V141H129ZM134 142V141H133ZM135 142H136V140H135ZM138 142L139 141H137L136 143H134V146H138ZM28 143V142H27ZM35 143V142H34ZM45 143V142H44ZM50 143V142H49ZM56 143V142H55ZM105 143H107V142H105ZM104 143V144H105ZM113 143H117L116 141H114ZM140 143V142H139ZM180 143V142H179ZM18 144V145H17ZM22 144L23 143H21V146H22ZM33 144V143H32ZM39 144V143H38ZM46 144V143H45ZM59 144V143H58ZM109 144V143H108ZM118 144V143H117ZM137 144V145H136ZM141 144V143H140ZM139 144V145H140ZM145 144H146V142H145ZM188 144H190V143H188ZM234 144H236L237 145V142H235L234 141ZM25 145V144H24ZM54 145H56V144H54ZM113 145V144H112ZM129 145V144H128ZM149 145V144H148ZM176 145V146H175ZM232 145V144H231ZM235 145V146H236ZM241 145H243V143H241ZM106 145H104V147H105ZM134 146H132V147H134ZM142 146H143V143H142ZM142 146H140L141 147V149H142ZM189 146V145H188ZM33 149H34V146H31ZM42 147H43V145H42ZM60 147V146H59ZM65 147V146H64ZM70 147H71V145H70ZM107 147H108V145H107ZM124 147V146H123ZM177 147V148H176ZM190 147V146H189ZM29 148V147H28ZM27 148V149H28ZM143 148H145V147H143ZM228 148V147H227ZM103 149V148H102ZM105 149H108V148H105ZM105 149H103L104 151H105ZM137 149V148H136ZM48 150H49V147H48ZM56 150V149H55ZM58 150V149H57ZM62 150V149H61ZM67 150H70V149H67ZM132 150V149H131ZM143 150V149H142ZM228 150V149H227ZM240 150V149H239ZM242 150V149H241ZM240 150V151H241ZM27 151V150H26ZM35 151V150H34ZM37 151V150H36ZM111 151V150H110ZM134 151V150H133ZM137 151H138V149H137ZM143 151H145V149L143 150ZM192 151V150H191ZM234 151V150H233ZM247 151V150H246ZM23 152H25L26 153V155H24V153ZM70 152V151H69ZM103 152V151H102ZM128 152V151H127ZM131 152V151H130ZM139 152V151H138ZM142 152V151H141ZM151 152H152V150H151ZM195 152V151H194ZM249 152V151H248ZM35 153V152H34ZM40 153V152H39ZM48 153H50V152H48ZM53 153V152H52ZM54 153H57V152H55L54 151ZM53 153V154H54ZM109 153L110 152H108V155H109ZM144 153V152H143ZM138 154L137 155V157H139L138 159H137V157L134 159V161L136 160V162H141V164H145L146 162H147V159H146V154ZM145 153H146V151H145ZM193 153V152H192ZM243 153V152H242ZM41 154V153H40ZM102 154V153H101ZM107 153H103V155H106ZM132 154V153H131ZM184 154V153H183ZM190 154V153H189ZM233 154V153H232ZM235 154V153H234ZM26 156L25 158H26V160L23 158L24 156ZM34 155H36V154H34ZM52 155V154H51ZM64 155V154H63ZM66 155V154H65ZM102 155V156H103ZM193 155V154H192ZM210 156V157H208V159H211V160H204V158H206V156ZM248 155H250V154H248ZM23 156V157H22ZM33 156V155H32ZM37 156V155H36ZM48 156V155H47ZM50 156V155H49ZM53 156V155H52ZM52 156H50V159H51V157ZM130 156V155H129ZM214 157V160H212L213 158H211V157ZM242 156V155H241ZM22 157V158H21ZM37 157H39V156H37ZM37 157H35V158H37ZM108 157V156H107ZM106 157V158H107ZM131 157H133V156H131ZM135 157V156H134ZM185 157V156H184ZM240 157V156H239ZM53 158V157H52ZM57 158V157H56ZM59 158V157H58ZM103 158V157H102ZM114 158V157H113ZM192 158H194V157H192ZM255 158V157H254ZM60 159V158H59ZM66 159V158H65ZM65 159H63L64 161H65ZM100 159H101V157H100ZM105 159V158H104ZM150 159V158H149ZM239 159H241V161L239 160ZM244 159V158H243ZM250 159H251V157H250ZM25 162H24V161ZM36 160L37 159H35V163H36ZM45 160V161H44ZM53 160V159H52ZM51 160V161H52ZM55 160V159H54ZM62 159L61 160H59V161H63ZM103 160V159H102ZM107 160V159H106ZM129 160H132V159H129ZM154 160V159H153ZM188 160H189V158H188ZM187 160V161H188ZM51 161H48L49 163L51 162ZM64 161H63V163H64ZM105 161V160H104ZM110 161V160H109ZM133 161V162H134ZM28 163L30 162L29 160L27 161ZM32 163H34L33 161H31ZM58 162V161H57ZM128 162V161H127ZM149 162H150V160H149ZM245 162V161H244ZM52 163V162H51ZM108 163V162H107ZM117 163V162H116ZM115 163V164H116ZM131 163H132V161H131ZM174 163V164H173ZM176 163V164H175ZM197 163H195V164H197ZM243 163V164H242ZM37 164V163H36ZM62 164V163H61ZM64 164H66V162L64 163ZM105 164H106V161H105ZM109 164V163H108ZM129 164V166H130V163H128ZM132 164H134V163H132ZM138 164V163H137ZM136 164V165H137ZM140 164V165H141ZM147 164V163H146ZM149 164V163H148ZM197 164V165H198ZM244 164H245V166H244ZM256 164V163H255ZM58 165V164H57ZM135 165V164H134ZM250 165H252V164H250ZM60 166V165H59ZM58 166V167H59ZM65 165H63V167H64ZM113 166H114V164H113ZM116 166V165H115ZM121 166V165H120ZM126 166H128V165H126ZM125 166V169L127 168ZM138 166V165H137ZM62 167V168H63ZM117 167V166H116ZM122 167V166H121ZM135 167V166H134ZM139 167V166H138ZM144 167V166H143ZM145 167H148L147 165L145 166ZM199 167V166H198ZM249 167V166H248ZM35 168V169H34ZM61 168V169H62ZM115 168V167H114ZM130 168L131 169H133V166L131 167L130 166ZM136 168V167H135ZM140 168V167H139ZM54 169V168H53ZM57 170H58V168H56ZM60 169V168H59ZM66 169V168H65ZM64 169V170H65ZM128 169V168H127ZM137 169V168H136ZM135 169V170H136ZM142 169V168H141ZM144 169V168H143ZM198 169V168H197ZM215 169H217V170H215ZM248 169V168H247ZM134 170V171H135ZM148 170V169H147ZM55 171V170H54ZM53 171V172H54ZM91 171H97V173L99 174V172H101V171H103V175H104V172H105V177L103 176H101V178H99V179H97V181H96V178H97V175H96V178H94L93 177V180H95V183L96 184H92V183H89V181L87 182V177H86V175L87 174H89V173H91ZM124 171V170H123ZM122 171V172H123ZM131 171V170H130ZM137 171V170H136ZM144 171V170H143ZM28 172L30 173L29 175H28ZM128 172V171H127ZM131 172H133V171H131ZM138 172V171H137ZM147 171H144V174L146 173ZM175 172V174L173 175V173ZM198 172V171H197ZM26 173H27V175H26ZM58 174H59V172H57ZM57 173L55 172V174L57 175ZM65 173V172H64ZM63 173V174H64ZM97 173H94L93 174V176H95V174H97ZM139 173V172H138ZM151 173V172H150ZM180 173V174H179ZM199 173V172H198ZM263 173V174H262ZM101 174V173H100ZM110 174V173H109ZM122 174V173H121ZM126 174V173H125ZM140 174V173H139ZM142 174V173H141ZM140 174V175H141ZM149 174V173H148ZM154 174H152L151 173V175H154ZM183 174V175H184ZM199 174V175H200ZM128 175V174H127ZM132 175V174H131ZM136 175H137V173H136ZM139 175V176H140ZM150 175V174H149ZM263 175V176H262ZM24 176H34V179L32 180V181H30V183H29V180L30 179H27V177H24ZM58 176V175H57ZM82 176H84L85 178H86V181H80V182H76V181H78L79 180V178L80 177H82ZM107 176V177H106ZM113 176V177H114ZM121 176V175H120ZM122 176H125V175H122ZM120 177V178H123V177ZM143 176V175H142ZM147 176V175H146ZM145 175H144V177H146ZM193 176V175H192ZM262 176V177H261ZM89 177V176H88ZM99 177V176H98ZM109 177H110V175H109ZM117 177H119V176H117ZM116 177V178H117ZM141 177V176H140ZM143 177V178H144ZM153 177V178H154ZM85 178H83L84 180H85ZM92 178V177H91ZM90 178V179H91ZM115 178V179H116ZM119 178V179H120ZM137 178H139V177H137ZM136 178V179H137ZM181 178V177H180ZM190 178H191V176H190ZM58 179H59V177H58ZM83 179H80V180H83ZM123 179H125V178H123ZM134 179V178H133ZM140 179V178H139ZM196 179V178H195ZM35 180V181H34ZM112 180V179H111ZM130 180H131V178H130ZM129 179H128V181L129 182H131ZM138 180V179H137ZM136 180V182H138ZM151 180H154V179H151ZM187 180V179H186ZM193 180V179H192ZM125 181V180H124ZM145 181V180H144ZM143 181V182H144ZM149 181V180H148ZM148 181H146V182H148ZM204 181V180H203ZM202 181V182H203ZM263 181H264V177H263ZM34 182V185H35V183L37 184V186L36 187H34L33 188V186H32V183ZM113 182H114V180H113ZM133 182L134 181H132L131 183L133 184ZM152 182H154V181H152ZM151 181L149 182V183H152ZM172 182V183H171ZM188 182V181H187ZM207 182V183H208ZM225 181H223V183H224ZM208 183V184H209ZM220 183L222 184L221 186H220ZM114 184V185H113ZM117 184V183H116ZM126 184V183H125ZM135 184V183H134ZM142 184V183H141ZM199 184H200V182H199ZM231 184V183H230ZM232 184V185H233ZM143 185V184H142ZM148 185V184H147ZM187 185V184H186ZM228 185V184H227ZM233 185V187H235ZM128 186H129V184H128ZM133 186V185H132ZM141 186V185H140ZM144 186H145V184H144ZM199 186V185H198ZM229 186V185H228ZM96 187H98V188H96ZM142 187V186H141ZM146 187V186H145ZM148 187V186H147ZM150 187V186H149ZM211 187V186H210ZM220 187V188H219ZM232 187V188H233ZM236 187H239V185L238 186H236ZM235 187V188H236ZM82 188V190L83 191H80V189ZM187 188V187H186ZM227 188V186L225 187V189ZM229 188V187H228ZM227 188V189H228ZM96 189H99V190H97L98 191V193L97 192H95L96 191ZM137 189H139V188H137ZM149 189V188H148ZM160 189H162L163 191H161ZM207 189V188H206ZM230 189V188H229ZM113 190H114V188H113ZM115 190L117 191L118 189H116V186H115ZM125 190V189H124ZM204 190V189H203ZM210 190H212V189H210ZM218 190H216V193L218 192ZM232 190V189H231ZM234 190V189H233ZM99 191H100V193H99ZM128 191V190H127ZM214 191V190H213ZM229 191V190H228ZM235 191H236V189H235ZM94 192L95 193H97L98 194V196L97 197H95V195H93L94 194ZM138 192V191H137ZM209 191H205V192H203L202 193V195L204 196V198L205 199H207V201H208V199L209 200H211L214 204L216 203L217 204V201H218V199H216L217 197H215L214 195H213V193H208ZM234 192V191H233ZM232 192V193H233ZM111 193V192H110ZM114 193V192H113ZM116 193V192H115ZM150 193H151V191H150ZM216 193H214V194H216ZM222 193V192H221ZM234 193H238V192H234ZM117 194V193H116ZM122 194V193H121ZM124 194V193H123ZM127 194V193H126ZM227 194V193H226ZM119 195V194H118ZM188 195V194H187ZM223 195V194H222ZM221 195V196H222ZM225 195V194H224ZM239 195V194H238ZM108 197V199H109V195H107ZM114 196L116 197V195L114 194ZM113 196V198H115ZM120 196V195H119ZM226 197V196H225ZM248 197V196H247ZM110 198H111V196H110ZM118 198V197H117ZM220 198V197H219ZM221 198H223V197H221ZM238 198V199H239ZM118 199H120L121 200V198H118ZM190 199H191V197H190ZM215 199H216V201H215ZM246 199H249V198H246ZM111 200H113V199H111ZM185 200V199H184ZM219 200H221V199H219ZM106 201H108V200H106ZM115 202L117 201V200H114ZM175 201V202H174ZM187 201V200H186ZM200 201V200H199ZM118 202H119V200H118ZM149 202V201H148ZM177 202H180V201H177ZM176 202V203H177ZM193 202H194V200H193ZM200 202H202V201H200ZM211 202V203H212ZM239 202V201H238ZM241 202V201H240ZM105 203H108L109 204V202H105ZM112 203V202H111ZM114 203V202H113ZM163 203V202H162ZM206 203V202H205ZM210 203V204H211ZM242 203H243V201H242ZM107 204V205H108ZM119 204V203H118ZM179 204V203H178ZM177 204V205H178ZM193 204V203H192ZM247 204L249 205V203L247 202ZM114 205V204H113ZM123 205V204H122ZM125 205V204H124ZM222 205V204H221ZM220 205V206H221ZM235 205H237V202L235 203ZM239 205V204H238ZM245 205V204H244ZM105 207H106V209H107V206L106 205H104ZM111 206V204H109V207ZM114 206H117V205H114ZM113 206V207H114ZM181 206V205H180ZM201 206V205H200ZM206 206V205H205ZM219 206V207H220ZM240 206V205H239ZM243 206V205H242ZM249 206V207H250ZM112 207V208H113ZM178 207V206H177ZM190 207V206H189ZM237 207V206H236ZM246 207H248V206H246ZM248 207V208H249ZM111 208V209H112ZM115 208V207H114ZM179 208H181V207H179ZM210 208H212V206L210 207ZM250 208V209H251ZM103 209V208H102ZM110 208H108V210H109ZM111 209L109 210V211H111ZM123 209V208H122ZM126 209V208H125ZM205 210H206V207H205ZM104 211V210H103ZM107 211V210H106ZM108 211V212H109ZM178 211H179V209H178ZM236 211V210H235ZM169 212V211H168ZM177 212V211H176ZM263 212V211H262ZM107 213V212H106ZM221 213V212H220ZM97 215H95L94 213H93V215H95V216H98V213H96ZM115 214V213H114ZM118 215H119V213H117ZM131 214V213H130ZM129 214V215H130ZM240 214V213H239ZM246 214H248V213H246ZM245 214V215H246ZM116 215V214H115ZM94 216V217H95ZM117 216V215H116ZM91 217V216H90ZM100 217V220L98 219V218H96V219H98V221H100V222H104V220H105V222H106V219H104V217H102V216H99ZM108 217V216H107ZM124 217V216H123ZM126 217V216H125ZM197 217V216H196ZM216 217H218V216H216ZM129 218V217H128ZM190 218V217H189ZM192 218V217H191ZM203 218V217H202ZM255 218V217H254ZM101 219H104V220H102L101 221ZM130 219V218H129ZM173 219V218H172ZM213 219V218H212ZM223 219H224V217H223ZM236 219V218H235ZM113 220V219H112ZM122 220V219H121ZM229 220V219H228ZM115 221V220H114ZM117 221V220H116ZM159 221V220H158ZM176 221V220H175ZM201 221V220H200ZM204 221V220H203ZM215 221V220H214ZM224 221H226V220H224ZM237 221V220H236ZM254 221V220H253ZM95 222V221H94ZM97 222V221H96ZM105 222H104V224H105ZM118 222V221H117ZM149 222V221H148ZM171 222V221H170ZM188 222V221H187ZM233 222V221H232ZM257 222V221H256ZM135 223V222H134ZM168 223V222H167ZM255 223V222H254ZM95 224V223H94ZM100 224V223H99ZM103 223H102V226L104 225ZM113 224V223H112ZM116 224V223H115ZM133 224V223H132ZM157 224H159V223H157ZM217 224V223H216ZM234 224H236L235 222H234ZM129 225V224H128ZM127 225V226H128ZM131 225V224H130ZM181 225V224H180ZM183 225H184V223H183ZM187 225V224H186ZM224 226H223V228H222V231L220 232V235L215 239V241H214V244H215V253L218 255V257L219 256H221L222 258L224 257V249L227 247L228 248V246L230 247H234V250H235V247L236 248H238V249H240V251L245 247L246 248V250H245V248H244V250H242V251H244V253H245V251H247L248 252V255H247V257H248V259L247 260H249V264H264V235H262L261 234V236L260 235H258L259 234V232L256 234V233H249V232H244V230L242 231H240L239 233H237V230H235V228H231L230 226H229V224H227V222L225 223V224H223ZM106 226V225H105ZM170 226V225H169ZM213 226V225H212ZM239 226V225H238ZM237 226V228H239ZM96 227H97V225H96ZM101 227V226H100ZM156 227V226H155ZM154 227V228H155ZM182 227V226H181ZM190 227V226H189ZM198 227V226H197ZM201 227H203L202 225L200 226V229H201ZM211 227V226H210ZM233 227V226H232ZM104 228V227H103ZM128 228V227H127ZM199 228V227H198ZM95 229V228H94ZM106 229V228H105ZM187 229V228H186ZM220 229V228H219ZM240 229V228H239ZM262 229H263V232L262 233H264V226L262 227ZM109 230V229H108ZM164 230V229H163ZM167 230H169V227H167ZM166 230V231H167ZM170 230L172 231V229L170 228ZM176 230V229H175ZM188 230V229H187ZM255 230H257V229H255ZM89 231H91V230H89ZM183 231H185V230H183ZM94 232V231H93ZM102 232V231H101ZM100 232V233H101ZM136 232V231H135ZM139 232V231H138ZM256 232V231H255ZM32 233H39L40 234V236H41V238H40V241L38 240V241H36V239H35V242L33 243V242H31V234ZM79 233V234H78ZM168 233V232H167ZM170 233V232H169ZM176 233H178V230H177V232ZM175 233V234H176ZM180 233V232H179ZM178 233V234H179ZM191 233V232H190ZM217 233V232H216ZM261 233V232H260ZM86 234H88V233H86ZM136 234H137V236H138V233L136 232ZM160 234V233H159ZM171 234H172V232H171ZM185 234V233H184ZM187 234H189L188 232H187ZM106 235V234H105ZM121 235V234H120ZM166 235H168V234H166ZM165 235V236H166ZM170 235V234H169ZM191 235V234H190ZM189 235V236H190ZM200 235V234H199ZM198 235V236H199ZM93 236V235H92ZM103 236V235H102ZM133 236V235H132ZM136 236V235H135ZM136 236V237H137ZM147 236V235H146ZM145 236V237H146ZM149 236V235H148ZM152 236V235H151ZM139 237H141V236H139ZM157 237V236H156ZM178 237V236H177ZM182 237H184V236H182ZM193 237V236H192ZM202 236H200L199 237V239L201 238ZM205 237V236H204ZM121 238V237H120ZM147 238V237H146ZM146 238H144V239H146ZM163 238V237H162ZM179 238V237H178ZM194 238H196V237H194ZM203 238V237H202ZM143 239V240H144ZM151 239V238H150ZM183 239V238H182ZM88 240V239H87ZM128 240V239H127ZM160 240V239H159ZM166 240V239H165ZM187 240V239H186ZM79 241V242H78ZM85 241V240H84ZM90 241V240H89ZM91 241H93V239L91 240ZM153 241V240H152ZM143 242V241H142ZM162 242V241H161ZM169 242V241H168ZM185 242V241H184ZM200 242V241H199ZM119 243V242H118ZM170 243V242H169ZM177 243V242H176ZM183 243V242H182ZM188 243H189V241H188ZM155 244V246H156V243H154ZM192 244V242L190 243V245ZM159 245V244H158ZM194 245V244H193ZM207 245H209V244H207ZM79 246H81V247H79ZM126 246V245H125ZM140 253L138 254V256L136 257L137 259H135V261L134 262H130L129 260H127L126 262H125V264H150L149 262H150V260H152L151 258H153V257H156V259H157V251H153V249H152V247H153V244H152V242L149 240L148 241V238H147V241H145L144 240V242L143 243H141L140 245ZM167 246V245H166ZM180 246H181V244H180ZM184 246V245H183ZM186 246V245H185ZM168 247V246H167ZM179 247V246H178ZM189 247V246H188ZM94 249V250H97L98 252V254L96 253V257H94V258H91V257H93L92 256V254H91V256H89L88 255V253H85V252H83V250H89V249ZM155 248V247H154ZM242 248V249H241ZM90 249V250H91ZM157 249V248H156ZM155 249V250H156ZM159 249V248H158ZM157 249V250H158ZM168 249H169V247H168ZM123 250H124V253L123 254H126L127 253V251L123 248ZM136 250V249H135ZM138 250V249H137ZM136 250V251H137ZM160 250V249H159ZM198 250V249H197ZM92 251V250H91ZM191 251V250H190ZM210 251V250H209ZM229 251V252H228ZM228 251L226 250V252H228L227 254L228 255H226V256H229V255H231V254H229L230 253V250L228 249ZM232 251H233V249H232ZM118 253V252H117ZM121 253H122V251H121ZM120 253V254H121ZM159 253V252H158ZM161 253V252H160ZM232 253V252H231ZM239 253V252H238ZM238 253H237V255H238ZM90 254V253H89ZM191 255H192V253H190ZM246 254V253H245ZM122 255V254H121ZM237 255H235V256H237ZM243 255V254H242ZM172 256V255H171ZM215 256V255H214ZM232 256H234V252H233V255ZM232 256H230L231 258H232ZM241 256V254L239 255V258H241L242 259V256ZM246 256V255H245ZM244 255H243V257H245ZM127 257V256H126ZM160 257V256H159ZM158 257V258H159ZM170 257V256H169ZM220 258V257H219ZM224 258H227V257H224ZM223 258V259H224ZM230 258V259H231ZM234 258V257H233ZM237 258V257H236ZM239 258H237V260H239ZM30 259V258H29ZM116 259V258H115ZM153 259H155V258H153ZM184 258H182V260H183ZM194 259V258H193ZM240 259V262L242 261ZM48 260V259H47ZM119 260V259H118ZM158 260V259H157ZM156 260V261H157ZM209 260V259H208ZM213 260V259H212ZM229 259L227 258V261H228ZM244 260V259H243ZM131 261H133V260H131ZM160 261H162L163 262V264H171V262L170 261H168V259H167V257H165V255L163 256V258H161V260ZM177 261H179V260H177ZM226 261V260H225ZM48 262V261H47ZM159 262V261H158ZM157 262V263H158ZM161 262V263H162ZM246 261L244 260V263H245ZM50 263V262H49ZM116 263V262H115ZM179 263H183V262H178V264ZM223 263H225V262H223ZM231 263V262H230ZM237 263H239V261L238 262H236V264ZM241 263H243V262H241ZM243 263V264H244ZM188 264H199L198 263V261H196V260H192V261H190ZM203 264V263H202ZM222 264V263H221ZM228 264V263H227ZM240 264V263H239Z\"/></svg>", "mask_w": 264, "mask_h": 264}]
</instances>
